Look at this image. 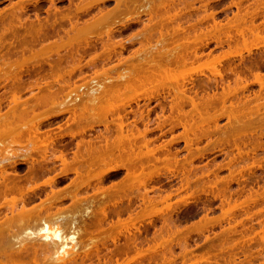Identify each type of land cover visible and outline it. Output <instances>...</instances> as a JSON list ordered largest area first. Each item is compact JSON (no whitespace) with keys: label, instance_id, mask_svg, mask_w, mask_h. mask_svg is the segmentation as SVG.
<instances>
[{"label":"bare ground","instance_id":"bare-ground-1","mask_svg":"<svg viewBox=\"0 0 264 264\" xmlns=\"http://www.w3.org/2000/svg\"><path fill=\"white\" fill-rule=\"evenodd\" d=\"M2 1H5V0H2ZM2 1L0 0V3ZM12 1H11L12 6H10V2L8 1L10 7H8V6L7 7L5 6L6 8L0 7V139H1V137H3V139L6 140V141L3 140L4 142L0 141V144H2V145H4V143L6 144L4 146L1 145L4 148L0 147V169H3L4 172H2L3 170H1V172L5 174V175L4 174L1 175V172H0V175H1V178H0V264H141V263H138L140 260L139 259L140 257L137 258V255L142 256L143 254L148 253L147 250H149V249L150 250L152 249L153 252L156 250L154 253L152 251H150V252L153 253L154 256H156V257L158 256V255H155V253L157 254L158 251H157L156 247L154 248V246L152 247L150 245L151 248H149L147 250L143 249L141 251H140V247H139L140 245H142V240L139 241L140 236H141L142 231H143L142 229L144 228L145 231H148L149 227H151V226L154 229L157 228L155 226L156 219H154V217H156V216L150 215L148 212H152V211H154L153 209H157L156 207H158V203H161V205H159V207H158V210L160 211V210H163L165 208L164 209L165 211H160V212L164 213V212H166V210H168V213L167 214L164 213L165 214L164 216H163V213H161L162 215L159 218H161V221H163V223L161 222L163 224V225H161L162 231L157 233V235H160V233H162L164 231H167L166 233L164 232L167 237L171 236V235L174 236V235L180 233V231H181V230H179L180 225H181V223L179 224V221H181L180 220L181 219L180 213L184 214L187 211V207L189 206L190 202H192L190 199H193V197H194L192 192L194 193V191H196L195 188L197 189L200 185L203 186L205 184H209L208 187H210V186L211 187H210V189L208 188V191L211 190L210 192L211 193L213 192L214 196L213 195L212 196L214 197V199H220V201H221L220 204H222V205H220L221 209H224L226 207V206L223 207L224 205H227V207L231 206L230 207L231 209L229 207H228L229 209H225V211L226 210L227 211L226 212L224 211L225 212L224 214L228 215V214H230V211H231V214H233L232 211L234 209L238 208V206L237 207L234 206L233 202H235V200L234 201L232 200L233 199V192L231 190L232 183L236 182L238 184H245V182L244 183L240 182V179H238L240 177H238V175L241 176V178H242L245 175L244 173L250 172V173L254 174L255 173L254 170L256 168H263L264 169V166L262 165V162L264 161V157L263 158L259 157V156H258L259 158L257 157L258 150H264V142L262 141V137L264 136V120L260 119L262 116H263L262 118H264V114L261 117L258 114H256L258 116L255 118L260 117L257 120H259V122L261 124L260 123L256 124V126H254V124H252V126L250 127L252 130L251 131L249 130L248 134L250 133L249 135H251V136H249V137H251V139L253 137L254 139H253V141L249 139L250 142L251 141L252 142L250 144H248L249 142L246 143V139L249 138V137L247 138V136H248L247 131L248 130L245 128L244 124L238 120L240 114L238 116L236 114H238L239 112L238 113L235 111L232 112L233 109H236V111H240L243 113L245 111V107H247L248 105H252L253 106L252 108L250 107L247 109H250V110L254 109L255 110L254 113H259V112L263 113L264 108L262 107V105H264V99H263L264 98V96H263L264 73H262L261 69L264 68V35H261V33H262V31L264 32V0H254V1L253 0H230L228 2L229 4L228 5L226 4L224 9L222 8L221 11H219V12L217 11V9H216V11L215 10L212 11L211 9L213 7L219 6L224 0H185V2L186 1L189 2L188 4L190 5L191 9H193V10L194 9L196 10L197 8L198 9L196 11H198V10L200 11V8H202L201 12H208V10H211L210 12L206 13L204 15V17L199 16V14L201 12L200 13L198 12L199 14L196 13L200 18L197 15L195 17H193V16L191 17V15L189 17L187 16L188 19H186V20L184 19L185 23H187V20H188V25L186 24V26H182V24H181V23H183L182 21H181V23L180 22L177 23V20H176L181 16V14L183 15V17L185 15V14H183L184 12L181 10H184L182 7L187 8L188 5L184 6L185 2L183 0H169V1L165 0L166 2H164L163 0H157L159 2L157 3L155 1L156 5L155 4L154 5L162 12L160 14V18H159L160 20L157 18L159 20L158 23H161L160 26L161 25L162 26L161 27L159 26L160 27L159 28L158 27L159 24L156 23V25H157L156 28L153 27L154 25L152 26L155 30H153V28H151V25L155 24L154 23L155 21H153V20H157L156 15L158 14V10H157V8L154 9L153 7H155V6L152 7V5H151V8L155 10V11L153 10L154 12L152 11L153 15L155 16L154 17L155 19L151 18L152 17V14L150 13L151 10H149V9L147 10V8L150 7V4H148V2L150 1L149 3H151V2H153V0H147L148 2L146 0H143L144 3H147V6H145L146 8H142V5H138L140 3H137L136 0H68V6L64 5V7L62 6L63 8H59L57 6V4L59 2L64 1V0H18L19 2L18 1L12 2ZM46 1L48 4L50 3V6L48 5L49 8L44 10V11H46L45 15H41L42 9H43L42 4ZM110 1H114L115 6L112 5L113 7L108 8V7H106V4H107V2H110ZM143 1H141V2L143 3ZM138 2H140V1H138ZM187 2H186V4H187ZM196 2H198L200 6L197 5V7H196V5H195ZM144 3H143V6H144ZM181 5H182V7H181ZM201 5L204 7V9ZM104 6L106 8H104ZM180 8H181V10H180ZM233 8H236V10H237L235 13L233 11ZM93 9H97V10L95 13H92L90 16L89 14L91 13V11ZM145 9H146V11H150L149 13L151 14V15H148L149 17H147V16H145V15H147V12H145L146 13L144 15L145 18L147 17L148 21H149V19H152L150 22H153V23L148 24L150 22L146 21V23H147L146 25H148V26L144 25V27L149 28V29L151 28L152 29L151 32L152 31L153 32L158 31L157 28L158 29L165 28L168 25V23L165 22L163 24L164 21L168 20V22L171 21V23H172V21L173 22L176 21L175 22L176 26L174 24L175 27L170 24L171 25L170 29L173 31L172 33L170 32L171 34H169L167 31H165V30L163 31L161 29L160 31H163V32L158 31L155 34L156 36L155 35L152 36V38H154V36H155L157 38V41L159 38H161L159 41H162V42L158 41V44L156 43L157 42L156 39L155 38L153 39L156 41V42L155 41L154 42H155V44L158 45V46H156V47H158V49L162 47L161 50H157L156 47L154 48L155 45L154 46L152 45V44H154V42L151 44L150 43L151 41L148 40L149 36L147 37L148 39L146 38L147 39L146 42L138 41V39L140 40V36L144 37V35H145L144 33L146 32V30L142 29L141 27H140L141 30L139 27L137 28L140 31H137V29H136V30L132 31L133 34H130L131 33L130 32L129 35H131V36L129 37V39L123 38L122 36H120L119 39L121 42L123 41V39H125L124 42L125 41L126 42H128V41L133 42L134 38H137L138 42H136V43H140V44L145 43V45L142 44V46H140V44L136 45L137 50H138L139 46L142 48H143V46L147 48L148 44L146 45V43L151 44L153 46V48L155 49V52L157 50L158 52L160 51L163 53V54L158 53V54H160L159 57L161 58L160 60L158 58V60L161 61L160 64L159 63L156 64V61H158L157 58H155L156 53H155V55H153V56H155L154 58L150 55L151 53H153V51L152 52L149 51L152 48V46L150 48L149 45H148L149 49L146 50V54H149L151 56L150 57L151 59L153 58L152 59L153 61L149 60V62L152 61L153 64L151 62H150L151 63L150 64L148 62V59L147 60L145 59V57L149 58V56L144 55V53H145L144 49L145 48L143 50H138L140 52H142V51L144 52L143 54L141 53L143 55V56H141L140 54H138L139 52L136 50V46H135L134 51H133V49H132V51L131 50L130 51L132 52V55L135 54V51H136V54H138V55L135 57V55H136L135 54V55H133L134 57L132 58L131 52H129L130 55L128 53V56L129 57L131 56L130 57L131 59L127 56V54H126L127 58L124 59L125 54L123 55V52H124V50H126V45L124 43L122 44L119 41H115V40H119V39L115 38V36H113L114 38L111 39L110 34H112L114 31H116V30L112 31V29H114L112 27H108V30L112 28L111 30H109L110 33L106 32L107 33L106 35L108 36L107 37L108 39L106 38L107 40H105L103 37L105 34H103V36L100 35L105 41L101 37L100 38L102 39V41L99 40L98 37H95V39L90 38L91 35L94 36V34H97L96 32L95 33L93 32L94 33L93 34L91 32L92 29L94 30L95 28H98V26H102V24L105 27L107 24L104 25V23H107L108 19L111 20L110 17L115 16L116 14H118V15L122 14V19L120 18L121 16L119 17L121 20L118 18V20H120L119 21L120 23L118 22V25L121 26L122 29H129L130 27H132L133 24L140 21V20H136V19H139V16L144 13ZM170 9H172V10H170ZM191 9L187 8V11L188 10L190 11ZM30 11L32 13H30ZM128 11H129V13H130V11H134L135 13H132V14H135L137 16V18L131 19L132 14L127 13ZM156 11H157V13L155 14ZM160 11H159V13H160ZM230 12H233L232 17H228V14ZM124 13L129 14L130 18L127 16V14L125 15ZM187 13H189V12H187ZM217 13H224L225 15H224L223 19L226 21L225 22H223L224 20L221 21L222 18H220V21H217L216 20ZM194 14H195V12H194ZM32 15L34 16L33 18L31 17ZM81 15H89V17L87 19L83 18L84 20L80 22V20L78 21V18ZM135 15H134V17H136ZM70 16H72V17L78 16V18H76L77 21L75 20L76 22H73L74 18L71 20L72 17H70ZM123 16L127 17V19L129 18L130 21L124 22L125 17L123 18ZM157 16L159 17V14ZM260 16H263L262 20H261ZM115 17L117 18V16H115ZM222 17H223V15H222ZM258 17H260L259 22L260 21L261 22L257 24L256 20ZM161 18H162V20H161ZM189 18L194 19V22L189 20ZM204 19H206V20L212 19L211 22L210 21L208 22V24L209 23L210 24L213 23V24L206 25L203 22ZM113 20H116L115 24H117V19L113 18ZM113 20H111L112 23L108 24V25H110V26L114 25L115 26V24H113ZM66 21H68L67 24H69V22L71 23V24H69L68 29L71 25L72 29H70V30H72V32L74 31L72 34H71L70 30H66L67 25H66V27L63 28V23H65ZM161 21H163V22H161ZM178 21H179V19H178ZM202 22L205 24V26H210V28H207V27L205 28V26H204L205 29L203 31V28H202L203 26L200 25L202 29H199L200 31H197L198 27H199L198 23L202 24ZM143 24H142V27H143ZM165 24H167V25H165ZM168 27H169V25H168ZM173 27H174V30H173ZM106 28H107V26L104 28L105 30L103 28L102 29L104 31H108V30H106ZM89 30L92 33L91 35H90V32L89 33L87 32ZM166 30H169V28H166ZM96 31H98V34L95 36H99L100 33H103V31H101V30H100L101 32H99V30H96ZM147 31H149V30L147 29ZM61 32H63V33H61ZM164 32H166L168 35H170L171 38H174V40L177 37L175 42L177 41L178 44L177 43L175 45L171 44V43H173L171 40H169L171 38H169L168 35L166 36V34ZM85 33H88V35L86 34V36H85L84 35ZM134 33L137 35V37H135ZM137 33H139V35L141 33H143L144 35L141 34L139 36ZM146 33H148V32H146ZM132 35L134 36V38L132 37ZM150 35H152V34H150ZM160 35H161V37H159ZM165 36H166V38H165ZM51 37H53V38H51ZM165 39H168L171 42V43L170 42L169 43L173 46H171V47L169 45H166L165 47L161 46L160 44H162V45L168 44V43H166L167 40H165ZM251 39H253V41ZM248 40L250 41V43L251 42L254 43V46L252 45L250 47L251 49L250 48L249 49L242 48V50L243 49L246 50L247 55H245L246 53L244 54L242 50H239L237 52V50L239 49L238 46L240 47L242 45V44L241 45L239 44L240 41H242L243 44H245L243 46L245 48H247L248 47V44H247ZM107 41H108V43H106ZM142 41H144V40L142 39ZM163 41H165V43H163ZM249 41H248V43H249ZM98 44H100V46L102 47V48L99 47L100 51L97 50ZM212 44H214L215 47L212 48L211 47ZM237 44H238V46H237ZM159 45L161 47H159ZM234 46H237L238 49L236 50V47L234 48ZM243 46H241V47H243ZM167 47L171 48V50L173 48L172 52H170L171 51L170 49H169L170 51L165 52L167 54H169V52L171 53V54H169L170 55L169 57H167L168 55L164 53V51L167 49ZM174 47H175V49H174ZM226 47H228L230 50L227 48L228 51H226L227 50L226 49L225 50L226 52L224 53V51H222V50H224ZM92 50H95V51L93 52ZM174 50L176 52H174ZM216 51H220V53H222V55L217 53L219 55L214 57L213 54H215L214 52H216ZM173 52L175 54H173ZM90 53H91L90 58H89V56L87 58V55ZM139 55L142 58L144 57V59L142 61L146 65L148 63V64L154 66V68L152 67L150 72L154 73V76H158L156 78L154 77L155 82H153V83L151 82V80L153 78H149V77H151V73L149 72L150 75H148V72H147V71H149V69L151 67H148L149 65H147V66L145 65V68H143L141 66V64L143 65V62L140 61L141 57H139L140 60H138L140 62L135 61L136 60L135 58H137ZM163 55L164 56L166 55V58L164 60L165 61L164 65H166L168 67H166V66L164 67V65L162 64L163 63L162 60L164 58ZM122 56H124V57L122 58ZM114 58H116V60L118 59L120 64L116 61V63H118V64L114 63L115 65H113V64L108 65L111 62H114L113 61ZM204 58H206V59L208 58V60L205 62L202 61V63L198 61V60L204 59ZM210 58H212L210 60L212 69L210 68L211 69V70H209L210 72L208 73V75H206V73H204L203 69H201L199 66L204 65L205 63L207 65H209L207 62L209 61ZM128 59H130L129 60L130 62L128 61ZM132 59L134 61L131 62ZM126 60L128 61V64L132 63L131 66L133 68L137 67L136 71L140 68V73L143 70V73L145 74V72H146V75H142L143 74L142 73V74H140V77H139L137 75L136 71L134 73L132 72L135 70V69H131L132 67L128 68L129 70L126 71L124 69L127 66L125 64ZM195 61H196V63L198 62L196 64L198 67H195V65L193 64ZM236 61H238V62L236 63ZM134 62H136V63L134 64ZM121 63L122 64L124 63L126 65L123 68L126 71V72L123 71L125 73V75L123 74L124 76L122 75V72L120 71V70H122V68H121L122 64ZM137 63H139V64H137ZM189 63L193 64L194 66L190 65ZM136 64H137V66H136ZM170 64H175V66H178V67L180 66L179 71H178V69L176 71H173L178 67H176V68L174 67L175 69L172 68L171 72L172 73L175 72L176 73V74L174 73L175 76H173L174 74H172L170 72L171 67H173V66H170ZM187 64H189L190 67H192L190 70L188 68L189 65H187ZM118 65L120 66V70L118 71V73H113L114 70L115 71L118 70V69H116V67ZM133 65H135V66H133ZM185 65H186V68H188V69L185 68L186 71H184ZM207 65H205V68ZM218 65L220 68L217 67ZM169 66H170V69H169ZM181 66H183V70H182ZM66 67H67V69H66ZM68 67H70V68H68ZM141 68H142V70H141ZM155 68L156 69L160 68L161 72H159L160 71L159 69H157L158 71L154 70ZM180 68L182 71H184L181 75H179L181 73ZM85 69L93 70V73H92V71H91L92 74L90 73L92 76L88 75L89 73H86L84 71ZM145 69H147V70H145ZM112 70H113V72H112ZM130 70H132L131 72L133 74H131ZM144 70H145V72H144ZM152 70H154V71H152ZM109 71H111V73L113 74V75L111 74L113 80L115 78H118V76H119V79L118 80L115 79L114 82L115 81H119V83L124 82V83H122V84H124L122 87H121L122 84L119 85L118 83H117L118 85L116 84L117 87L114 86L115 84L112 85L113 86L112 88L109 87V86H111V85H108L109 82H110V84H112V82H111L112 79H111V81H109L110 80L109 78H111L110 74L108 73ZM59 72H61V75L59 74ZM119 72H121V73H119ZM169 72L171 73L173 80L170 79L171 75L168 74ZM56 73L58 75H56ZM160 73H164V76H163V74L161 76ZM54 74L56 75V77L58 79H59L58 76H61V78L63 77L62 78L63 81L66 80L67 77L69 79H72L76 75V78H74L75 80H72L71 82L77 81L76 79H82L85 77V79L83 81L85 85L83 86L82 82H81L82 84L80 82H77L76 84H75V82H73L74 84L71 86V90L67 88V90H66L67 92L64 91V88H62V91L58 90V89H61L62 86L60 88L57 87L58 89H56L55 87L53 89L49 88L48 87L49 86L48 84L50 81L49 79H52L53 77H55V76H53ZM114 74H116V75H114ZM134 74H136L137 76H135ZM165 74L168 77L167 80L170 79L168 81H170L169 83H171V85L169 83H168V85L165 84V81H167V80H165V78H166ZM209 74L211 76H209ZM101 75H103L104 79L102 77L99 79V76H101ZM104 75L106 76V78H107V75L109 76L107 78L108 80L105 78ZM121 75L123 76V79L129 78V75H130V77H133V75H134V77H135V78L133 77L134 79H136V77H137L136 81H138V82H134V83H137V85L139 84L140 81L143 83V86H142V84L139 85L140 91L137 88L138 86L134 87V86H136V85H133L134 79H133V81H131L133 84L130 83V84H132V85H130V84H128L129 82H127L129 79L126 81H122L123 79H122ZM177 75H179V76H177ZM195 75H197V77L199 75L200 77L199 78L196 77L197 78L196 79ZM201 75H204L206 78H201L202 77ZM248 75L253 76V80ZM64 76L66 78H64ZM86 76H87V78H86ZM113 76H117V77L113 78ZM143 76L146 78H144ZM120 77L122 79L121 82H120ZM141 77H143L144 80H140ZM161 77H162V79H159ZM163 77H164V79H163ZM230 77L231 78L233 77V81L229 80ZM138 78H140V79H138ZM148 78L151 80L149 81ZM181 78L184 80V82L187 80L188 82L186 84L190 83L191 86L189 85L190 87H187L186 84L184 85L183 82H180V81H183ZM55 79L53 78V80H55ZM58 79L55 80V81L60 83L58 85L59 86L63 85L64 82H60L61 79H60V81H58ZM87 79L89 82L91 81L93 83L92 86L94 85L93 86V87H95L94 89L91 86V84L87 81ZM95 79H96V82H98V83H96L97 88H96V85L94 84ZM97 79L100 81L103 79V81L100 83L99 81H97ZM105 79L108 81V82L106 81L107 85H102V86L99 85V83L105 84L106 83V82H104ZM146 79L151 84L148 83L147 81H145ZM82 80H80V81H82ZM154 80H152V81H154ZM158 80L164 81V84H163V82L160 84L159 82H157ZM197 80H198V83L196 84L195 81H197ZM40 81H45L44 84L46 86L45 85L42 86V84H41L42 82L39 83ZM55 81H53L54 84L57 83ZM173 81L174 82L176 81L175 82L176 84L172 85ZM51 82H52V80H51ZM71 82H69V83L71 84ZM178 82L180 85L177 84ZM28 83H30L29 85L31 88L29 86H26V85H28ZM69 83L67 81L66 87H67V85H69ZM78 83H80V85ZM147 83L149 84V86L151 85L152 90H148L149 86ZM154 83L157 85H154ZM252 83L258 84V86H259V89L257 90L258 92L253 91V93H254L253 97L251 96L253 93H251V95L246 94V96L243 94L244 96L241 95V96H243V98H242L239 95V94H241L240 92L245 93V91L249 90V87L251 86ZM54 84L51 83V85H54ZM88 84H90V86L92 87V93H91V89H90L91 87H89V86L87 87ZM126 84H128L127 87H126ZM76 85H78V86H76ZM98 85H99V87H98ZM129 85L133 86L134 88L132 87V89H131V87H128ZM55 86H57V84ZM63 86L65 87V85H63ZM75 86L80 91H82L83 89L86 88V90L89 91V94H92L93 98L87 93V91H82V93L86 92L88 94V96L86 95L87 98L90 96V100L87 98L86 99L90 101L91 105H88L89 101L87 102V100L83 96V98L86 101L84 99L83 100L86 103L84 101H82L83 105L81 104L82 105V108H81L80 105H78L81 101V97H79L78 95L81 96V94H78L76 96H74L75 95L74 94L73 96L75 98L71 97V94H72L71 92L74 91ZM118 86H120V87L118 88ZM140 86L144 87V89H146L147 87L148 88L146 90H143ZM26 87L27 88L29 87L31 90L27 89ZM44 87L46 88V90H49L48 94L40 91L41 89H45ZM114 87L116 89L113 90ZM196 87L199 90L200 89L203 90L201 92V96H200V94L198 95L199 90H196ZM219 87L222 88V91L220 93L215 91ZM76 88H75V91L77 90ZM103 88H105V90L107 89V91L105 92V90ZM108 88H110L111 90H109ZM123 88H127V91L128 92L130 91V94L128 95L129 97L127 98V101L125 100L126 102H124V100H121V102H123V103H121V102H119L120 100H118V99L119 98L122 99L121 97H123L124 95L127 96V94H128L125 92L126 89L124 91ZM166 88L169 89V90L167 89L166 92L168 93L169 96H171L170 99L167 97L166 93L165 94L163 93V92H165L163 90ZM25 89L31 92L30 95H29L30 92L29 93L27 92L28 93L27 96L25 95L26 98H25V96L24 97L21 96V93H25L24 92V91H26ZM54 89H56L58 92L59 91L63 92V93L65 92V94L66 93L67 94L63 98L62 97L63 93L61 94L62 95L61 96L59 94L60 92L58 93ZM135 89H137L138 91H136ZM149 89H151V88H149ZM170 89H172V92L174 91V93H175L174 95L172 93H170L171 92ZM50 90H52V91H50ZM160 90L162 91L163 95H165V96L161 95ZM187 90L189 92L190 91L194 92L195 94L193 95L191 93L193 96L186 94ZM36 91L41 92L40 94L43 93L46 95H41L40 97H36L37 93H38ZM54 91H56V93L59 94V95L58 94L57 95L60 96L61 100L56 98V93H53ZM109 91H112V92H110L111 96H113L112 94H114V93L115 94L119 93L118 94L119 98L118 99L116 98L117 100H115V97H117V94H116V96L114 94V97H110ZM121 91L123 92V94L124 93H126V94L122 95ZM132 91H136V93L140 92L141 94H139V95L140 96L142 95L141 98H143V94H145V92L147 91L145 94V98H147L148 101L151 100L152 98L157 99V101H158L157 106L160 107V111H159L160 113L158 112L159 114L157 115V112H156L155 114L157 115V119L160 121H157L156 119H154L155 122L157 121L156 122L157 124L155 123V126H153V127L151 126V124L154 123L152 121L153 119L149 120L150 113L155 109V108H151V106L149 107V104H148L149 102L148 103L142 102L145 105V107H142L144 109H141V107L137 103H135V104H137V106L139 108L136 107V109L135 108L133 109L132 108L133 106H132V107H130L131 110L128 109L129 110L128 111L126 109L127 106H131V102H135L136 100H139L138 98H140V96L138 94H136L135 92H134V94L136 96L138 95L139 97L137 96V98H135L136 96L134 94L133 95L135 97L132 95L134 98L132 96H130L131 93H133ZM148 91H150L151 93H149ZM210 91H212V92L210 93ZM249 91H251V90H249ZM98 92H101V94ZM154 92L157 95L154 94ZM86 93H84V94H86ZM105 93L106 94L109 93L108 94L109 97L111 99L113 98L112 100L110 99L113 103L108 99L109 98L108 95H107L108 98H106V99H108L109 102H107L106 99H104L105 97L104 98L102 96H101L102 98L99 97V95H104ZM183 93L185 94V96ZM203 93H205V94H203ZM40 94L38 93V95H40ZM53 94H54V96H53ZM159 94L162 96L164 101L168 102V100H169L170 103H172L170 106L168 104L169 114L166 112V114H168V116L165 114V111H166L165 105H163L162 102L159 101V100H161L160 98L158 100V97H160V96H158ZM9 95H10V97H9ZM93 95H96V97ZM180 95L181 96L183 95L186 99L184 97L182 98ZM29 96L31 97L30 98L31 100H32V98H34L35 102H33V104L28 102L30 100V99L28 100ZM172 96H174V98ZM232 96L234 98L236 97V100L231 101V100H233ZM21 97H23L24 99H22ZM97 97H99L101 99H99ZM91 98H92L93 103H91ZM124 98H126V97H123V99ZM167 98H168V100H166ZM171 98H173L174 100H172ZM199 98H200V101L198 100ZM25 99H27V100H25ZM102 99H103V101L105 100L104 104H105V102H107L106 105L103 104ZM34 100H32V101H34ZM96 100L97 101L99 100L100 102H98V106L96 105L98 107V110H97L98 112L96 111L94 113V111L96 110L94 108V106H95L94 102L96 104L97 103ZM228 100L231 101V104L229 102L230 108H231L229 110H228L229 104H226V102ZM115 101H117V103ZM48 102L50 103L49 105L46 104ZM144 102H146V101H144ZM186 102H189L188 106L190 108H192V109L189 108V110H192L193 112L189 111L188 108H186V111L187 110L188 111L185 112V110L183 108H184V106H187L188 103H186ZM99 103H102L103 107L105 108V109L103 108V110H105V112L103 111L104 117L105 116L107 117V114H108L112 118L111 114H113L114 112H116V114H117V115L115 113L113 114V117L115 116L116 118H114V119L112 118L113 121L111 124V125H113V123H114V125L116 124L115 127L113 125L114 128L112 127L113 129H111V130H115L117 133L115 131H114V133H110L109 128L111 126L108 122L111 123V121H108L106 123L105 127L103 126L104 128L107 129L106 130L107 132L109 130V133L111 135L114 134L113 135L114 138L116 137L115 140H113L112 139L113 136L111 137V135L109 134L110 138L112 139V141H111V139H109V137L107 138L108 134L106 136L103 133L105 135L104 136L101 134L102 130H100L99 131L100 134L99 135L96 134V136H95L96 140L98 138L97 135L98 136L101 135V136L105 137V140L108 139L111 142L108 140L105 141L104 139L101 138L102 140H104V142H103L99 137L98 140L96 141V144H98L97 143L98 141L103 142V144L100 143V144L96 145L95 141H94L95 139L92 140V138L90 137L91 141H94L93 145H96V146L92 147L93 145L91 144L92 142L90 141V138L85 141V140H83V139H85V138H83L84 136L80 137L78 139L80 141H78V140L77 141L81 142L82 145H83V143L85 145L87 144L86 145L87 147L85 146L83 148V149H85V148L86 149L85 150L82 149V151H86V153H88L87 154L88 157L91 156L90 151L92 150V155H93L92 157L93 158L89 157L90 162L92 161V163L88 162L86 164L81 165L82 162H84V163L86 162L83 160L84 159L87 160V156H86V158L83 159L84 155L82 156V154H84L85 152L78 151L79 150L78 147H80V149H81V146H80L81 143H77V141H76L75 147L78 146V147H76V148H78V150L77 149H76V151L71 150V152L73 151V153L70 154V155H72V157L69 155L71 157V159L69 158L70 160H68L69 156H67V155L70 151L68 152V150H66V147L64 146V144L67 141L64 144L61 142L59 146L57 145V138L60 136L62 138L64 135L63 132H62L63 135L62 134L60 135V133H58V135H60V136H53L52 134H50V132L52 133L53 129H56V128L51 126V128L48 127L49 129L45 128L46 130L45 129L42 130L41 129L42 125L44 123L47 125H50L51 119L58 116V115L69 114L68 116L72 117V119H73L72 123L70 122L71 124H73L77 120L79 121L80 118H81L80 121H82V122L85 119L86 123L83 122L85 124L84 125V124H81V122L79 121L80 128L79 127L78 128L81 131L76 127L77 130L75 129L73 131V129H72L73 132L72 131L70 132V128H67V126H69L68 125L69 122L65 121V124H67V125H65V127L67 128V130L69 129L67 134L70 132L69 136L74 137L76 134H79V133H77L78 130L82 134V131L86 130L85 126H88L87 128L94 126V124H92V122H94V120H96L97 117L100 118V119L98 118L97 120H101V121H103L105 119H109L108 117L107 118L105 117L104 119H102L103 115L102 116L98 115V113L102 112L101 111L102 105L99 106ZM138 103H139V101H138ZM218 103L222 104L221 105V111L218 114H215V112L219 111V109L216 106ZM44 104L47 105L46 106L47 109H51L54 107H58L59 109H57L56 111L54 110L53 112H52V110H53L52 109V110H50L51 113H48V114L46 113L47 115H44L43 117H41L40 114L41 113L43 114L44 111L46 110V107L44 106ZM84 104H86V106ZM107 104L110 105L108 108L106 107V106H108ZM154 104H156V103H154ZM253 104H255V105H253ZM226 105H228V107ZM40 106L41 107L44 106L45 110L43 111V109H42L43 112L40 111L41 109L39 110L38 107H40ZM78 106L80 109H78ZM83 106L85 109L89 108V107L87 108V106H91V108H89L91 111L93 109H95L92 111V113L88 112L89 109L86 110L89 114L87 117L90 116L92 122L91 121L88 122L87 117H82V115H84V113L78 114L79 112H76L78 110L79 111L81 110L80 111V113H81L83 111L82 109H84ZM152 106H154V105H152ZM254 106L256 108H254ZM212 108H213V111L215 109L214 114L210 113V111H209ZM261 108H262V110H261ZM36 109L39 111V113H38V111H36ZM216 109H218V110L216 111ZM35 112L38 113V117H41V118L37 119L36 118L37 114ZM83 112H85V111H83ZM106 112H107V114H105ZM121 112H125V114L124 113L121 114ZM129 113H132L134 115V118L130 119V120L133 119V121H129V116H128ZM254 113L249 114V116L251 118H253ZM95 114H97L98 116ZM93 115H95L96 117ZM76 116H78V117L81 116V117L76 120ZM145 116H146V119H145ZM221 116H226V118H228L229 121L230 120L232 121L234 119V121L237 120L238 122L235 121V122H237V123H235V122L230 121V123H231L230 124L228 121L227 125L224 127V133H222V131H223L222 126L217 124L218 119L222 118ZM249 116H247V118H249ZM186 117H188V120L184 121L185 119H187ZM30 118H33L34 122H32L33 120ZM153 118H156V116L154 115ZM116 119H117V122H116ZM195 119L197 120L198 123L196 122ZM198 119L199 120L201 119V122H199ZM244 119L247 120L246 118H244ZM35 120H37V121H35ZM68 120H71V118H69ZM29 121L32 123H30ZM96 121H95L96 125L101 124L100 121H98V122H96ZM138 121H141L144 124V127L142 128V130H140L139 129L140 127L138 128V126L136 125V123ZM212 121L216 123V124H214V123L210 124V126H216L214 128V130L212 129L213 127L209 126V123ZM239 122L242 123L241 125L244 126L246 131H241V133H240V131L237 130ZM243 122H245V121H243ZM256 122L257 121H254V123H256ZM27 123L28 124L30 123V124L28 125ZM61 123H63V122H61ZM61 123H60V125H61ZM77 123L75 122V126L78 125ZM89 123H91V124L89 125ZM103 123L105 124L104 121H103ZM103 123H102V125H103ZM205 123L208 124V127L210 129L207 126H205V127H203V129L207 127L206 128L207 130L204 129L205 130L204 131L202 129V126L206 125ZM232 123H234V124H232ZM107 124H109V125H107ZM168 124L169 125L172 124V125L169 126ZM198 124H200V125H198ZM58 125L59 124L57 123L56 126L58 127ZM167 125L169 128L166 127ZM233 125L234 126L237 125L236 128L233 127ZM61 126H60V128H61L60 130L57 129L59 131L54 130L55 135H56V132H60L62 130L64 124ZM82 126L84 128L83 130L81 128ZM128 126L129 127L131 126V128H129ZM219 126H221V127H219ZM227 126L229 127V130L231 129V126H232V128H235V130H237V132L238 131L239 132L238 133L236 132L237 134H235L234 129L233 130L231 129L232 130V131L230 130L231 132L230 131L227 132V129H226ZM165 127L168 128L167 129L168 131H164ZM178 127H183L182 129H184V131L183 132L181 131V134L178 132L177 136H175L176 135L175 134L174 138L171 139V141L169 140V138H167V140H169V141L168 142L166 141V143H164L163 141H165L166 139L162 138L163 140L161 139L160 142H163V143L159 142V145H157L155 143L159 139L160 136H163L166 134V132H169L170 128L174 130ZM256 127H259L260 132H258ZM115 128L119 131H117ZM134 128H136L135 130H137L136 134L132 132V131L135 132ZM219 128L220 129L222 128L221 131L219 130L221 132L219 134H222L223 137H221V135H219V134H218L219 137H217V138H214L215 137L214 136L213 137L214 140H217V142H218V143H216V141H214L212 138H210V135H212L211 132H213V133H215V131L218 132V130H215V129H219ZM244 128H241V130H245ZM89 129H92V127ZM98 129H99V127H98ZM129 130H130V132H128ZM156 130H159L161 132V133L159 132L160 135L158 134L159 136L154 135L156 137H149V135ZM26 131H28V133H30L32 131L33 132V133L31 132L32 136H30V134H29V137L27 135H25L26 138H24L23 134ZM103 131H104V129H103ZM196 131H198L200 133H197ZM64 132H65V129H64ZM118 132H120V133H118ZM124 132L129 133L130 135L124 134ZM225 132H227L228 135L231 133L233 136L234 135L235 136L232 138H229L227 135H225ZM34 133H35V138L33 136ZM37 134H40V135L43 134L45 137L42 135L43 138L41 137L42 138L41 140H44V141L39 140ZM67 134L65 133V135H67ZM36 135H37V137H36ZM87 135H90V134H87ZM171 135L169 137H171ZM236 135H238V136L236 137ZM254 135H256L257 137H255ZM5 137H8L7 139L10 138L9 140H11V143H8V144H11V145L15 144V145H17V148L11 146V149H10V145L7 148V145H8L7 141L8 142H10V141L7 140ZM31 137H33L32 139L35 141L38 139L36 141V143L34 141V143L32 144L33 140L31 139ZM176 137H178V138H176ZM204 137H208V139L210 138L209 141H208V139H207V141L204 139L205 140L204 145L206 147L202 144H201L202 146H198V143H200V141L202 142V138H204ZM28 138L31 140V143L29 142L30 140L29 141L27 140ZM22 139H23V142L27 140V143H29V144L26 143L27 146L25 144H21ZM137 140H139V141L141 140L142 144L140 142L139 143L140 145L138 146L136 143ZM211 140L214 141V145H212V146L209 145L212 142ZM114 141H118V142L115 143ZM180 141L184 142L185 145H183V146H184L185 151H187L186 154L182 153V155H184V156L188 155V157L186 156L185 158H183V156H182V159H181V156H179L180 158H178V154H179V151H181L183 148L181 150H178L176 148L177 150H175V152L174 151L172 152L173 145L179 143ZM37 142H40V144H42V145L38 144ZM88 142H91V143H89V146H88ZM113 142L116 145H114ZM107 144L109 146H111V144H112L111 148ZM152 144H154V145L152 146ZM217 144H220V145L217 146ZM39 145L42 146L41 147L42 149L39 147ZM46 145H48V146H46ZM55 145L58 147L56 148ZM101 145H106L105 147H108L110 150H108V148H104V146H101ZM124 145H125V147H124ZM207 145H209L210 147L208 146L209 147L208 148ZM231 145H232L231 148L233 150L237 151V156H235L236 154L233 155L231 152L232 157L230 158V156H227V155H229L228 153H230V150L228 152V150H225L224 148L227 149ZM20 146H22V147H20ZM29 146H31V147H29ZM43 146H45V147H43ZM100 146L104 149L101 150ZM113 146H115V147L112 148ZM48 147H51V151H50L51 153H52V148H53V153H52L53 155H51L50 157L48 156V155H50V154H48L49 153ZM90 147L92 149H90ZM217 147L218 148L223 147V148L218 149ZM22 148L24 150H22ZM44 148L46 149V151L48 153H46ZM96 148H99V149H96ZM70 149H72V147ZM88 149L90 150L89 152H88ZM232 149H231V151H232ZM41 150H42V154H41ZM43 150L47 154V156H48V157L46 156L47 158L50 159L53 156L54 158H52V159L55 160L56 159L55 157H57V159L59 158V161L61 160L62 167H61V164L59 166L58 163H56L55 161L54 162L56 165H58L60 167L61 171H63L62 174H64L65 179L68 177L69 173L71 174V172H73V173L75 172L74 175L76 174V176H73V178H75V179H72V180L70 179L66 185L61 186V188L54 190L56 187L53 188V185L57 183L56 176H58V175L60 176V174H61V171L54 169L57 171H55V173H53V176L50 174L52 177H50V175H46V176H49L50 178L47 177V179H45V177H46L45 176L43 179V180H46V181H43L44 187L49 186V187H52L53 189L50 190V188H49V190L51 192L48 190L49 193L45 192L44 196L42 197L41 194L38 192V188H40L39 183H42V182L39 181V183H38V181H37L36 184L33 183L32 185L27 184L28 183L27 182L26 183L27 186H26V185H24V182H22V181H24V180L28 181L30 179L32 180L33 177L35 176L32 173L36 172L35 174L41 173L44 175L45 172H50L53 169V168L51 169L50 167L46 168L47 163L49 161L52 163L53 160H51V159L47 160V158L43 154V152H44ZM54 150L59 152V154L56 153V151L54 152ZM115 150H116V152H115ZM215 150H218L219 153H221V154H225V157H228L229 161L226 162V164H225L227 166L223 165L225 162H223L222 164L220 163L218 165L216 164L215 165L216 167L214 165L213 166L215 167V169H218V170H220L222 168L224 169V167H226L227 169L230 170L229 171L230 175H228V177L220 179V177H219L220 174H218V172H215L214 168L210 169L211 167L210 168L207 167V164L204 163L206 165V168H205V166L204 167L199 166L200 168L198 167L201 170L200 172H203V173L201 174L198 171L197 173L199 175L196 174L195 177H191L190 175L194 176L195 172L198 170L197 165L194 166L193 165L194 163H192V161L195 160V158L207 157V155H209V153L214 152ZM102 151H105L107 154L109 151L111 152L109 157L112 159V163L107 158L108 156L103 157L102 154L104 152L102 153ZM78 152H80V153L82 152V154H80ZM33 153H35V155L39 154V159L36 158V156H34ZM106 153L104 154L105 156L107 155ZM54 154H56V155H54ZM158 154H160L161 157H159ZM162 154H163V156H162ZM42 155H44V156H42ZM179 155H181V154H179ZM40 156H42V158H40ZM115 156L117 158L120 156L119 159L123 158L125 161H123V159H122V161H123L122 162L120 159L119 161L121 163H119ZM114 157L116 158V160ZM249 158L254 160V161L251 160L252 163L250 165H249V163H246V160L248 162ZM93 159H95V161H93ZM222 159H223V157H222ZM107 161H108V163H110V164L107 163V165H108L107 167H105V168L99 167L98 170L96 169L97 171L94 170V166L99 165V163L100 164L102 163L101 164V166H102L103 163H105ZM116 161H117V163H116ZM224 161H226V159ZM156 162L160 163V164L163 163V165L161 164V166L165 167L166 169L163 167L160 168V165H157ZM213 162L215 163V161H213ZM240 162H244L245 164L239 165ZM164 163H165V165H164ZM180 163H182V165ZM185 163H187V164L185 165ZM218 163H219V161H218ZM234 163H236V165L238 164L237 165L238 167L233 166V165H235ZM55 164L53 163L51 165H55ZM171 164H172V167H171ZM25 165H28L30 172H32V173L27 174V175H29L28 178H27V176H25V178H24V176L19 175L21 173L18 172L19 167L25 166ZM76 165H81V166L77 167ZM173 165L176 166L177 169L180 165H181L180 168H182V166H184V168H186L185 166H189V169L187 167L188 170L187 169L184 170V168H183V171H180L179 170L180 168L177 170L176 168H174ZM190 165H192L191 169H192V171H194L193 174L190 173V172H192V171H190L191 170ZM82 166H84L83 168H85L87 166L86 168L88 170L86 168L84 169V170H87V174H88V172L90 174H92V173L93 174L91 176L84 175L86 173H85V171H83L84 172L83 176H86L87 178L83 177L82 173H80L81 170H83V168H81ZM103 166H106V165H103ZM6 167L11 168L15 171V173H13V171H12L13 175L15 174L14 177H12V178H10L11 176L9 177V174H11V173H9L5 169ZM52 167H54V166H52ZM59 167H57V168H59ZM151 167H153V169ZM154 167H156V170H154L155 169ZM158 167L160 169L163 168L164 170L161 171ZM232 167H234V168L237 167V168H235L236 170H234V168H232ZM78 168H80L81 170ZM204 168H205V170H204ZM146 169H148V172ZM149 169H151L152 172H149L150 171ZM91 170H94L96 173L95 172L91 173L90 172ZM122 170L126 171V174L124 175V177L119 179V180L118 179L117 180H111L110 183L106 186L105 182L109 178H111L112 176L117 175ZM202 170H204V171H202ZM144 171L147 172L148 174L146 173L147 174L146 175ZM166 171H167V173H166ZM184 171L189 172L190 175H188L189 173L186 174V172H184ZM25 172H27V171H25ZM168 172H169V174H168ZM211 173H213L214 176H212ZM30 175H33V177ZM142 175L145 176L144 179L142 178L143 177ZM210 175L214 178V180L210 179ZM236 176H237V178H236ZM204 177L207 178V181L205 180L206 178L204 179ZM34 179H36V178H34ZM91 179L92 180L96 179L97 183L94 182V183H96L95 186H93L94 184L91 186V182H90ZM174 181H175V183H177L176 184L177 187H175L176 185L174 186V184H175V183H173ZM246 182L248 183V180ZM192 183H197L195 187L193 186L194 187L193 191L191 189ZM37 184H39V186ZM206 186H204V187H206ZM71 187H75V189H73V191H76V192L78 191V189H81V188H85L88 190V188L94 187V189L91 188V190H93V192L91 191L92 193H90V192L88 193V191H85V189H84L86 195L82 196V195H80L81 194L80 192H79L80 194H78V192L77 193L73 192L71 190ZM251 187H250V190L248 191L249 195L247 194V199L245 198V200H247V201L250 200V202L252 201V202H254V204L256 202H258V200H260V199H261V201H264V185L262 186L263 191H261V192H259L258 190H256V192H255L254 191L255 189L253 190V187L252 188ZM259 187H260V185H259ZM69 188H70L71 192H73V193H68L69 191L68 192L66 191L67 189L69 190ZM141 188H142V190H141ZM199 189L201 190V187H199ZM203 189H205V188H203ZM244 189H247V188H244ZM258 189L261 190V187ZM79 191H81V190H79ZM121 191H123V193H122L123 195L126 192L124 196L121 194L123 197H119L117 194V192L119 193ZM183 191L187 192L186 197L179 198V196L181 195V192H183ZM197 191H199V190H197ZM208 191L205 190V194H207ZM184 192L182 193L181 197L185 195ZM189 192L191 193V195L187 196V194ZM210 192L208 194H210ZM71 194H73V195H71ZM82 194H83V191H82ZM114 194H115V196H118L119 199L117 197H115V199L114 198L112 199L113 200L112 202H111L110 198H109L110 200L107 199V201H109V203H110V204L108 203L109 205L107 204V206H106L107 202H104L105 203L104 206L100 203V201H103V199L105 197L113 196ZM205 194H203V195H205ZM238 194H239V196H242L241 192H239ZM98 196H100V197H98ZM176 196L179 200L177 202H175L176 205L174 204L175 205L174 206L173 203L171 204V203H169V201H171V199L173 197L176 198ZM67 198L68 199L70 198V200H72L71 201L72 203L71 202H70V204L68 203L69 205L66 204L67 205V206L65 205L66 209H65V207L63 208L62 206H61L62 207L61 208L58 205L59 208L56 206L57 210L55 207V211H52V207H54L58 203L59 204L62 203ZM100 198H103V199L100 200ZM238 198L240 199V197H238ZM243 200L244 199L242 198V201ZM212 201L208 200V204H205V202H203L204 204L203 203L202 204L204 207H202V208L205 210L210 208L208 206L212 203ZM167 202L170 205H168ZM237 202H238L237 203V205H238L240 203V201H237ZM85 203H86V208L82 209V208H84ZM231 203L233 204V206ZM72 204H73V206H72V208H70V205H72ZM163 204L165 206L167 204V207L162 208ZM245 204H248V203H244L243 205H245ZM82 205H83V207H81ZM100 205H102V206H100ZM243 205L242 204L239 205L240 207L238 209H240ZM75 206H76V208H75ZM78 206H80L79 210H80V208L83 210V211L81 210L82 211L81 213L78 210ZM93 206L94 207L99 206L98 211H96L95 208L93 209L92 208ZM252 206H251V208H252ZM67 207L72 209L73 213H74L73 207H74V209H76V211H79V212L76 213V211H75V213H76L75 215L72 213V211L71 212L69 211V213H68L67 211L69 209ZM245 207H247V206H245ZM159 208H161V209H159ZM232 208H234V209H232ZM242 208H244V207H242ZM63 209H65V210L68 209V210L63 212L64 211ZM158 210H156L157 212L154 211L155 213H157L156 215L159 214ZM248 210H249V208H248ZM245 211H246V209H245ZM62 212L64 214H62ZM66 212L68 214L71 213L70 215H72V216H68V214ZM250 212H251V210L249 211V213ZM256 212H258V211H256ZM262 212H264V211H262ZM207 213H208V211H207ZM224 214H223V217H224ZM245 214H248V213H245ZM179 215H180V217H179ZM228 216H230V215H228ZM209 217H211V216H209ZM263 217H264V215H263ZM212 218H214V217H212ZM233 219L234 218H232V220ZM214 221H217V220H214ZM235 221H236V219H235ZM203 223H206V222H203ZM210 223H206V225H208ZM234 223L236 224L237 222H234ZM238 223L239 224L241 223L243 225V223L240 221ZM143 224H146L145 227H143ZM233 224H232V226H233ZM138 225H142V229ZM197 225L199 226V228H198V226H196L197 228L196 227L195 228L197 230H199L200 225L199 224H197ZM261 225H262V223H261ZM182 226H184V225H182ZM236 226H237V224H236ZM233 227H235V226H233ZM233 227L230 226L229 228L233 229ZM245 227H246V225H245ZM119 228H121V230ZM202 228H204V227H202ZM107 229H110V231H113V232H115L114 230L119 229V233H118V236L116 235L117 237L114 236L115 238H112L113 236L110 237V239L112 238L111 239L112 240L111 244L113 245L112 249H111V247L110 248L107 247V245H108L107 243H106L107 245L104 244L106 246V252H105L106 256L104 254L103 257L107 258L109 256L108 254H111L113 256L115 255V256L113 257L110 255L111 258L108 257L107 261H104L105 259H103V261H101L100 257H102V252L105 251V250L104 251H101V250H103L102 248H105V247H104L103 243H101L102 248L100 246H98L99 238H98V240H96V242L94 239H97V235H100V234L102 235L104 232H106ZM111 229H114V230H111ZM156 230H154V231L158 232V230L157 231ZM159 230H160V228H159ZM206 230H208V229H206ZM116 232H117V230H116ZM107 233H105V234L107 235ZM165 234H164V236H165ZM167 234H169V235H167ZM216 234H218V233H216ZM230 234H231V232H230ZM104 235H102V236H104ZM155 235H153V236L151 235L149 238L151 239V237H156L157 235L156 236ZM161 235L163 237V233ZM184 235L186 236V234H184ZM102 236H100V237H102ZM107 237H108V235H107ZM158 237H160L161 239L164 238V237L162 238L161 236H157L156 238L158 239ZM261 237H263V236H261ZM156 238H154V239L152 238V241H155ZM180 239H182V238L180 237ZM223 239H224V237H223ZM227 239H229V238H227ZM239 239H237V240H239ZM143 240H144V238H143ZM147 240H148V238H147ZM261 240H262V238H261ZM263 240H264V238H263ZM148 242H149V240H148ZM165 242H167V241L165 240ZM165 242H163V244ZM168 242H167V244H168ZM234 242L235 241H233V243L231 242L232 243L231 247L237 246V249H238V245L240 243L239 244L237 243V245H236V243L234 244ZM240 242H243V240L241 241V239H240ZM94 243H97V244L95 245ZM143 243H144V241H143ZM163 244H162V246H163ZM226 244H230V243H226ZM89 245H91V246L95 245L94 251L89 250V249H91ZM160 245H161V243H160ZM185 245H187V242ZM185 245H184V248L186 247L185 249H187V246H185ZM225 245H223V247ZM88 246H89V248H88ZM166 246H168V245H166ZM166 246H163V247L166 248ZM170 246H171V243H170ZM181 246L183 247V245H181ZM229 247H230V245L227 248H229ZM250 247H248V248H250ZM85 248H87V249H85ZM141 248H145V247H141ZM153 248H154V250H153ZM157 248H159V247H157ZM189 248H192V247H189ZM219 248L222 249V247H218V249ZM231 249L233 250V248H231ZM240 249H242V248H239V250ZM168 250H173V249L170 248ZM222 250L224 251L225 249H222ZM131 251L135 252V254H136V257L134 256L135 258L128 256V253H130ZM167 251L166 252L160 251L161 253L160 252L159 253L161 254V256L163 253V257H164V254H166ZM188 251L190 252V249ZM191 251H192V249H191ZM223 251H221V252H223ZM225 251H228V250H225ZM139 252H141L142 254H140V255L137 254ZM168 253H169V251H168ZM171 253H173V252H171ZM236 253L237 252H235L234 255ZM183 254L187 255L185 252ZM153 255H150V256L153 257ZM185 255H184V257H186ZM207 255L210 256L209 254H207ZM216 255H218V254H216ZM231 255H233V254H231ZM242 255H244V254L242 253ZM246 255H249V253L247 254V252H246ZM96 256H97V258H96L97 262L93 263L94 260L92 261V259ZM144 256L145 255H143V257ZM190 256L194 257L192 255H190ZM236 256H238V255H236ZM254 256H256V255H254ZM125 257H128V259L126 260ZM180 257L182 258V256H180ZM226 257H228V256H226ZM98 258L100 260H98ZM158 258L160 259L161 257L158 256ZM162 258L160 259L161 261H163V259H164V258L163 259ZM203 258H201V259L203 260ZM233 258H234V256H233ZM254 258H256V257H254ZM109 259L111 261H109ZM129 259L131 261L134 259L135 261L133 260L134 262L132 263V262H130ZM151 259H153V258L150 257V260ZM166 259H167V261L169 260L168 256L166 258V255H165V260ZM172 259L169 260L170 263L172 262ZM141 260H142V257H141ZM156 260L157 259H155L154 261L153 260H151V261L154 262V264H156L158 262V260L157 261ZM207 260L210 261L209 257L207 258ZM244 260H245V258H244ZM169 261H168V263H169ZM183 261L184 260H182L181 261L182 263H180V264H184V263L187 264L185 262L186 260L184 261V263H183ZM233 261L235 262L234 259H233ZM227 262H229V261H227ZM149 263H151V262L149 261ZM174 263L175 262H173L172 264H174ZM216 263H218V262H216ZM202 264H204V263H202ZM205 264H206V261H205ZM235 264H236V262H235Z\"/></svg>","mask_w":264,"mask_h":264},{"label":"rangeland","instance_id":"rangeland-1","mask_svg":"<svg viewBox=\"0 0 264 264\" xmlns=\"http://www.w3.org/2000/svg\"><path fill=\"white\" fill-rule=\"evenodd\" d=\"M1 1H2V0H1ZM8 1L10 2V6H12V5H11V1H12V0H5V1H2V2L0 3V7H2V8H6L7 6L10 7ZM14 1L16 2V1H18V0H13L12 2H14ZM136 1H137V3H140V4H138V5H142V8H146L145 6H147V3H144L143 0H136ZM138 1H140V2H138ZM141 1H143L144 6H143V3H142ZM146 1H147V0H146ZM146 1H145V2H146ZM155 1H156L157 3L159 2V1H157V0H153L154 3H153V2L149 3L150 1H149V2L147 1L148 4H150V7L147 8V10L149 9V10H151V12H150V11H146V9H145V10H144V13L140 15L141 17L139 16V19H136L137 16H136L135 14H132V13H135L134 11H130V13H129V11L127 12V13H129V14H132L131 19L134 18V19H136V20H140V21H139L140 23L137 22V23L133 24L132 27H130L129 29H122L121 26L118 25V22L122 19V14H121V15L116 14L115 16H117V18H116L115 16L110 17L111 20H113V18H114V19H117V24H115V21H116V20H113V24H115L116 27H115L114 25H112V26L108 25V24H111V23H112V21H111L110 19H108L107 23H104V25L107 24V25H106V26H107L106 30H108V27H112V28H114V29L111 28L112 31L116 30V31H114L113 33L111 32V33H112V34H110L111 36L109 35V36L111 37V39L114 38L113 36H115V38H117V39H119L120 36H122L123 38L129 39V37L131 36V35H129V33L131 32L130 34H133L132 31L136 30L138 27H139V28L141 27L142 29H145L146 32L149 33V34H148V33H146L145 31H144V32H145V33H144L145 35H144L143 33H141V34L144 35L145 38H144V37H141V36H140L141 34L139 35V33H137V34L140 36V40L138 39V41H141V42H146V40H147L148 38H149L148 40L151 41V42H150L151 44L155 41V40H153L154 38H155L156 41H157V38L155 37V36H156L155 34H156V32L160 31L161 29H162L163 31L165 30V31H167L169 34H171L173 31L170 29V26H171V25L174 26V24H175L176 21H175V22L172 21V23H171V21H169V22H170V23H169L168 20H167V21H164V20H163L164 22H163V21H161V22H163V24H164L165 22H167L168 25H169V27H168L167 24H165V25H167L166 27L164 26L165 28H161V29H158V28H157L158 31H156V32H153V31H152L153 33L151 32V30H152L151 28H153V27L156 28V26H157L156 23L159 22V20H160V19H159V18H160V14L162 13V12H161V11L155 6V5H156V4H155ZM163 1L166 2V1H169V0H166V1L163 0ZM183 1L185 2V0H183ZM229 1H230V0H224L219 6H217V7H213L211 10H212V11H213V10L216 11V9H217V11L219 12V11H221L222 8L224 9V7L226 6V4H227V5L229 4V3H228ZM253 1H254V0H253ZM18 2H19V1H18ZM186 2H187V1H186ZM186 2H185V4H184V6H187V5H188L187 8H190V9H191L190 5L188 4L189 2H187V4H186ZM141 3H142V4H141ZM13 4H14V3H13ZM43 4H45V3H43ZM43 4H42V5H43ZM154 4H155V5H154ZM57 5H59V6H61V5H68V0H64V1H62V2H59ZM112 5L115 6V2H114V1L107 2L106 7L111 8V7H113ZM151 5H152V7L155 6V7H153L154 9L157 8V10H158V14H159V17L157 16V15H158V14H157V15H156V19L158 18L159 20H158V19H157V20H153V21H155V22H154L155 24H152V25H151V28L149 29V28H145L144 25L147 24L146 21H148V18H147V17H149L148 15H151V14H152V17H151V18H152V19H155V18H154L155 16L153 15V12H154L155 10L151 8ZM195 5H196V7H197V5L200 6L198 2H196ZM5 6H6V7H5ZM148 6H149V5H148ZM201 6H202V5H201ZM106 7L104 6V8H106ZM138 7H139V6H138ZM181 7H182V5H181ZM202 7H203V6H202ZM2 8H1V9H2ZM59 8H60V7H59ZM182 8H183L184 10H181V8H180V10L184 12V13H183V14H185L184 17H183V15L181 14V16L178 18L179 21H178V19H176V20H177V23H178V22L181 23V21L183 22V23H181L182 26H186V24L188 25V20H187V23H185V20L188 19L187 16L189 17V16L191 15V17H192V16L195 17L197 14H199V13L202 11V10H201L202 8H200V11H199V10L196 11L198 8H197L196 10H195V9H194V10L191 9L190 11H189V10L187 11V8H186V7H182ZM185 9H186V10H185ZM203 9H204V7H203ZM219 9H220V10H219ZM96 10H97V9H93L89 15L91 16V14H92V13H95ZM153 10H154V11H153ZM170 10H172V9H170ZM211 10H208V12H210ZM152 11H153V12H152ZM159 11H160V13H159ZM185 11H186V12H185ZM191 11H192V12H191ZM233 11H234V13H235V12L237 11L236 8H233ZM145 12H147V15H145V14H146ZM149 12H150L151 14H150ZM171 12H172V11H171ZM187 12H189V13H187ZM194 12H195V14H194ZM198 12H199V13H198ZM208 12H201L200 14H201L202 16H201L200 14H199V16H200V17H204V15H205L206 13H208ZM30 13H32V12L30 11ZM127 13H124V14L126 15ZM156 13H157V11L155 12V14H156ZM190 13H191V14H190ZM196 13H197V14H196ZM202 13H203V14H202ZM232 13H233V12H230V13L228 14V17H232V16H233ZM129 14H127V16L130 18V15H129ZM171 14H172V13H171ZM186 14H187V15H186ZM41 15H45V13L42 12ZM89 15H81V16H79V18H78V16H74V17L70 16V17H72L71 20L74 18V19H73V22H76V21H77L76 18H78V21L80 20V22H81V21H83L84 19H87V18L89 17ZM134 15H135L136 17H134ZM144 15L147 16V17H146L147 19L145 18ZM222 15H223V17H222ZM224 15H225L224 13H217V15H216V20H217V21H220V18H222L221 21H223V20H224V19H223V18H224ZM25 16H26V15H25ZM120 16H121V17H120ZM197 16H198V15H197ZM199 16H198V17H199ZM23 17H24V16H23ZM31 17L33 18L34 16L32 15ZM119 17H120L121 19H120ZM124 17H125V16H123V18H124ZM161 17H162V16H161ZM191 17H190V18H191ZM200 17H199V18H200ZM260 17H261V20H262V19H263V18H262L263 16H260ZM260 17H258L257 20H256V23H257V24L261 22V21L259 22ZM83 18H84V19H83ZM118 18H119L120 20H118ZM129 18H128V19H129ZM163 18H164V17H163ZM182 18H183V19H182ZM190 18H189V20H191L192 22H194V19H190ZM196 18H197V17H196ZM196 18H195V19H196ZM126 19H127V17H125V20L123 19L124 22H127V21L129 22V21H130V19H129V20H128V19L126 20ZM142 19H143L144 21H143ZM152 19H149L148 22H150ZM184 19H185V20H184ZM197 19H198V18H197ZM225 19H226V18H225ZM71 20H70V21H71ZM75 20H76V21H75ZM161 20H162V18H161ZM165 20H166V19H165ZM183 20H184V21H183ZM211 20H212V19H209V20H208V19H207V20L204 19L203 22H204L206 25H211V24H213V23H211V24L209 23V24H208V22H209V21L211 22ZM141 21H142L143 23H144V22H145V23L143 24ZM225 21H226V20H224L223 22H225ZM67 22H68V21H66L65 23H63V28L66 27V25H67V27H66L67 29L65 28L66 30H70V29H72V26H71V25H70L71 28L69 27V29H68V26H69V24H71V23L69 22V24H67ZM71 22H72V21H71ZM109 22H110V23H109ZM203 22H202V24H201V23H198V24H199V27H198V30H197V31H200L199 29H202V28H203V31H204V29H205L206 27H207V28H210V26H205V24H204ZM212 22H213V21H212ZM119 23H120V22H119ZM138 23H139V24H138ZM151 23H153V22H150V23H148V24H151ZM142 24H143V27H144V28L142 27ZM158 24H159V25H158V27H159L161 23H158ZM170 24H171V25H170ZM183 24H184V25H183ZM140 25H141V26H140ZM153 25H154V26H153ZM200 25L203 26V27L201 28ZM102 26H103V24H102ZM102 26H98L99 29H98V28H95L94 30L92 29V31H91L92 33H93V32H94V33L96 32L97 34H98V31H96V30H99V32L103 31V33H100L99 36H95V35H97V34H94V33H93V34H94V36H93V35H91L92 33L90 32V30L87 31L88 33L90 32V35H91L90 38L95 39V37H98V39L102 41L103 38H102L100 35H102V36H103V34L106 35V34H107L106 32L110 33L109 30H111V29H109L108 31H104V30H105L104 28H105L106 26H105V27H104V26L102 27ZM118 26H119V27H118ZM146 26H148V25H146ZM152 26H153V27H152ZM161 26H162V25H161ZM161 26H160V27H161ZM175 26H176V24H175ZM175 26H174V27H175ZM204 26H205V28H204ZM160 27H159V28H160ZM174 27H173V30H174ZM100 28H101V29H100ZM102 28H103L104 30H103ZM141 28H140V30H141ZM166 28H169V30H166ZM147 29H148L151 33H150L149 31H147ZM100 30H101V31H100ZM140 30L137 29V31H140ZM153 30H155V29L153 28ZM70 31H71V34L74 32V31L72 32V30H70ZM163 31H160V32H163ZM142 32H143V31H142ZM160 32H159V33H160ZM170 32H171V33H170ZM61 33H63V32H61ZM88 33H85L84 35L86 36V34L88 35ZM164 33L166 34V36L168 35L166 32H164ZM134 34H135V33H134ZM146 34H147V35H146ZM150 34H152V35H150ZM105 35H104L103 37H104L105 40H107V39H108V38H107L108 36H107V35L105 36ZM153 35H155L154 38H152ZM158 35H159V34H158ZM261 35H264V32H263V31H262ZM127 36H128V37H127ZM148 36H149V37H148ZM166 36H165V38H166ZM168 36H169V38H171L170 35H168ZM100 37H101L102 39H101ZM132 37L134 38L133 35H132ZM135 37H137L136 34H135ZM147 37H148V38H147ZM150 37H151V38H150ZM157 37H158V36H157ZM159 37H161V35H160ZM51 38H53V37H51ZM106 38H107V39H106ZM123 38H122V39H123ZM146 38H147V39H146ZM169 38H168V39H169ZM176 38H177V37H176ZM176 38H175V40H176ZM251 38H252V37H251ZM96 39H97V38H96ZM104 39H103V40H104ZM131 39H132V38H131ZM135 39H136V40H135ZM142 39H143L144 41H142ZM151 39H152L153 41H152ZM160 39H161V38H159L158 41H159ZM168 39H165V40H167L166 43H168V44H164V45L160 44V45H161V46H164V47H165L166 45H169V46L171 47V46H173V45H175V44L177 43V41L175 42L174 38L169 39V40H171L173 43H171ZM51 40H52V39H51ZM105 40H104V41H105ZM114 40H115V39H114ZM124 40H125V39H123L122 42L120 41V39H119V40H115V41H119V42H121L122 44L124 43V44L126 45V50H124V52H123V55L125 54V55H124L125 57L122 56V58L124 57V59H126V58H127V57H126V54H127V56H128V53L131 52L132 49H133V51H134L135 46L138 45V44H140V43H136V42H138V41H137V38H134V40L132 39L133 42H132V41H130V42H129V41H128V42L125 41V42H126V43H125ZM251 40L253 41V39H251ZM156 41H155V42H156ZM158 41L156 42L157 44H158ZM248 41H249V40H248ZM248 41H247V44H248V47H247V48H245V47L243 46V45H245V44H243L242 41H240L239 44H240V45L242 44L241 46H243V47H241V46L239 47L238 44H237V46H238L239 49L237 48V46H234V48L236 47V50L238 49V50H237V52H238L239 50H242V48H244V49H249L252 45L254 46V43H252V42L250 43V41H249V43H248ZM155 42H154V44H152L153 46L155 45L154 48H155L156 46H158L157 44H155ZM159 42H162V41H159ZM169 42H170L171 44H173V45H171ZM174 42H175V43H174ZM106 43H108V41H107ZM117 43H118V42H117ZM131 43H132V44H131ZM163 43H165V41H163ZM109 44H110V43H109ZM109 44H108V45H109ZM142 44L145 45V43H142ZM142 44H140V46H142ZM147 44H148V45L150 46V48H151L152 45L149 44V43H146V45H147ZM177 44H178V43H177ZM249 44H250V45H249ZM148 45H147V48L144 47V46H143V48L140 47V46H139L140 49L138 48V50H143V49L145 48V49H144V50H145V53H144L143 51H142V52L138 51V50H137V46H136V50L139 52L138 54H140L141 56H143L142 54L144 53V55L149 56V58H148V57H145L146 60L148 59V62H149V60H152L155 56H156L155 58H157V60H158V58H159V60H160V59H161V58L159 57L160 54H158V53H162V52H160V51L158 52L157 50H161L162 47H161L160 45H159V47H161V48L158 49V47H156L157 50H156V52H155V49H154L153 46H152L151 50H149V51H151V52L153 51V53L150 52V53H151L150 55L153 57V58L151 59V58H150L151 56H150L149 54H146V50L149 49ZM133 46H134V47H133ZM169 46H168V47H169ZM99 47L102 48V47L100 46V44L97 45V50H98V51H100V50H99ZM168 47H167L166 50L164 49L165 51L163 50L164 53L167 52V51H170V50H171V48H168ZM211 47H212V48L215 47L214 44H212ZM130 48H131V49H130ZM141 48H142V49H141ZM227 48H228V47H226V48H225L224 50H222V51H224V53H225V52L228 51V49H229V48H228V49H227ZM169 49H170V50H169ZM174 49H175V47H174ZM226 49H227V50H226ZM232 49H233V48H232ZM244 49H243L242 51H243L244 54L246 53L245 55H247V52H246V50H244ZM250 49H251V48H250ZM252 49H253V48H252ZM130 50H131V51H130ZM225 50H226V51H225ZM229 50H230V49H229ZM236 50H235V51H236ZM253 50H254V49H253ZM92 51L94 52L95 50H92ZM127 51H128V52H127ZM172 51H173V48H172V50H171L170 52H172ZM233 51H234V50H233ZM147 52H148V51H147ZM170 52H169V54H171ZM174 52H176V51L174 50ZM174 52H173V54H175ZM141 53H142V54H141ZM155 53H156V55H155ZM214 53H215V54H213L214 57H215V56H218L219 54L222 55V53H220V51H216V52H214ZM217 53H219V54H217ZM135 54H136V51H135ZM135 54H133V55H135ZM138 54H136L135 57H136ZM162 54H163V53H162ZM165 54H167V53H165ZM169 54H167V55H168L167 57L170 56ZM129 55H130V53H129ZM131 55H132V52H131ZM133 55H132V58L134 57ZM140 55H139L137 58H135V59H136V60H135L136 62H140V61L143 62L142 60L144 59V57L142 58ZM153 55H155V56H153ZM157 55H158V56H157ZM88 56H89V58H90L91 53L87 55V58H88ZM213 56H212V57H213ZM128 57H129V56H128ZM130 57H131V56H130ZM130 57H129V58H130ZM139 57H141V60L139 59ZM163 57H164V58H163V60H162V62H163L162 64L164 65V64H165V63H164V62H165L164 60H165V58H166V55H165V56L163 55ZM87 58H86V59H87ZM130 59H131V58H130ZM130 59H128V61H129ZM204 59H205V60H204ZM204 59H200V60H198V61L202 63V61L205 62V61L208 60V58H207V59L204 58ZM211 59H212V58H210L209 61L207 62L209 65H207V64L205 63L204 65H200V66H199L201 69H203V71H204V73H206V75H208V73L210 72L209 70L212 69V66H211V63H210V60H211ZM213 59H214V58H213ZM138 60H140V61H138ZM154 60H155V59H154ZM159 60H158V61L155 60V61H156V64H158V63L160 64L161 61H159ZM113 61H114V62H111V63L108 64V65H111V64L115 65L114 63H116V61L119 63L118 59L116 60V58H114ZM123 61H124V60H123ZM128 61H127V60L125 61V62H126L125 64H126L127 66H126L124 63H123L124 65L121 63V64H122V67H121L122 70H120V66L118 65V66L116 67V69H118V70H116V71L114 70V72H113V70H112V72H113V73H118V71L120 70V71L122 72V75H123V74L125 75V73H124L123 71H125V70L127 71V70H129L128 68L132 67V66H131L132 63H131V64H128ZM132 61H134V60L132 59L131 62H132ZM144 61H145V60H144ZM152 61H153V60H152ZM152 61H150V62L152 63ZM129 62H130V61H129ZM136 62H134V64H135ZM145 62H146V61H145ZM150 62H149V63H150ZM237 62H238V61H236V63H237ZM70 63H71V62H70ZM118 63H116V64H118ZM151 63H150V64H151ZM154 63H155V62H154ZM197 63H198V62H197ZM197 63H196V61L193 63V64L195 65V67H198V66L196 65ZM72 64H73V63H72ZM119 64H120V63H119ZM137 64H139V63H137ZM137 64H136V66H137ZM140 64H141V63H140ZM150 64L147 63V65H149L148 67H151V68L149 69V71H147V72H148V75H150L149 72L151 71L152 67L154 68V66H153V65H150ZM152 64H153V63H152ZM189 64H190V63H189ZM189 64H187V65H189ZM193 64H190V65L194 66ZM145 65H146V64H145L144 62H143V65L141 64V66H142L143 68H145ZM147 65H146V66H147ZM163 65H162V66H163ZM190 65H189V67H188L189 70L192 68V67H190ZM205 65H207L206 68L208 67L209 69H208V68L206 69V68H205ZM68 66H69V65H68ZM106 66H107V65H106ZM125 66H126V68H124ZM133 66H135V65H133ZM155 66H156V65H155ZM165 66H166V65H164V67H165ZM170 66H173V67H171V69H170ZM170 66H169L170 72H171L172 68L175 69L176 67H178V66H175V64H170ZM209 66H210V67H209ZM118 67H119V68H118ZM138 67H139V66H138ZM157 67H158V66H157ZM166 67H168V66H166ZM174 67H175V68H174ZM179 67H180V66H179ZM179 67L176 68V69L173 70V71H176L177 69H178V71H179ZM217 67L220 68L219 65H218ZM68 68H70V67H68ZM98 68H99V67H98ZM123 68H124L125 70H124ZM136 68H137V67H136ZM136 68H135V67H134V68L132 67L131 69H135V70H134V71L130 70V72L132 71V72L134 73V72L136 71ZM146 68H147V67H146ZM181 68H182V70H183V66H181ZM181 68H180V70H181ZM185 68H186V65L184 66V69H185ZM188 68H186V69H188ZM210 68H211V69H210ZM66 69H67V67H66ZM157 69L160 70V68H157ZM157 69L155 68L154 70L158 71ZM186 69H185L184 71H186ZM141 70H142V68H141ZM145 70H147V69H145ZM145 70H144V72H145ZM154 70H152V71H154ZM182 70H181V73H180L179 75H181V74L184 72V71H182ZM84 71H85L86 73H89L88 75L92 76L91 74L93 73V70H91V69H85ZM91 71H92V73H91ZM126 71H125V72H126ZM138 71H139V72H138ZM187 71H188V70H187ZM205 71H206V72H205ZM261 71H262V73H264V68H262ZM121 72H119V73H121ZM132 72H131V74H133ZM159 72H161V70H160ZM170 72H169L168 74L171 75L172 72H171V73H170ZM57 73H58V72H57ZM57 73H56V75H58ZM90 73H91V74H90ZM108 73L110 74V77H111V78H109V79H110L109 81H111V79H112V75H113V74L111 73V71H109ZM128 73H129V72H128ZM136 73H137V75L140 77V74L143 73V70H142V72L140 73V68H139V69L136 71ZM138 73H139V74H138ZM150 73H151V72H150ZM164 73H165V72H164ZM164 73H160L161 76H162V74H163V76H164ZM174 73H175V72H174ZM174 73H172V74H174ZM178 73H179V72H178ZM59 74L61 75V72H59ZM111 74H112V75H111ZM126 74H127V73H126ZM152 74H153V75H152ZM156 74H157V73H156ZM160 74H159V75H160ZM175 74H176V73H175ZM175 74H174L173 76H175ZM56 75H55V74L53 75V76H55V77L52 76L54 79L56 78L55 80L58 79V78L56 77ZM88 75H87V76H88ZM114 75H116V74H114ZM122 75H121V76H122ZM124 75H123V76H124ZM134 75L137 76L136 74H134ZM134 75H133V77H134ZM142 75H146V72H145V74L143 73ZM142 75H141V76H142ZM170 75H169V76H170ZM179 75H177V76H179ZM87 76H86V78H87ZM104 76H105V75H104ZM123 76H122V79H123ZM126 76H127V75H126ZM201 76H202L201 78H206L204 75H201ZM209 76H211V75L209 74ZM248 76H250V77L252 78V80H253V76H251V75H248ZM58 77H59L58 81H60V79H61L60 82H64L63 85H65V87H64L63 85H60V86H59L58 84H60V83L57 82V81H55V80H53V78H52V79H49V80H50V81H49V84L46 82V83L49 85V86H48V85H47V86H48L49 88H52V89H53L54 87H55L56 89H58V88H60V87L62 86L61 89H58V90L62 91V88H64V91L67 92V91H66L67 88L71 90V86L74 84L73 82H75V84H76L77 82H80V83L82 82L83 84H82V83H81V84H82L83 86L85 85L84 82H83L84 79H85V77L82 78L83 80H82V79H76L77 81H73V82H71V81H72V80H75L74 78H76V75H75L72 79H69L68 77L66 78V77L64 76V78H66V80H64V81L62 80L63 77H62V78H61V76H58ZM88 77H89V76H88ZM101 77L104 79L103 75L99 76V79H100ZM108 77H109V76L107 75V78H108ZM114 77H117V76H113V78H114ZM133 77H130V75H129V78H127V79L125 78V79H123V80H122L121 77H120V82H121V80H122V81H126V80L129 79L130 81L128 80L127 82H129L128 84H130V83H132L131 81H133V79L135 78V77H134V78H133ZM143 77H144V76H143ZM143 77H141V79H140V78H138V79H140V80H144V78H146V77H144V78H143ZM154 77L156 78V77H158V76H154V73H151V77H149V78H153L152 80H154V79H155ZM165 77H166L165 80H167L168 77L166 76V74H165ZM196 77H197V75H195V78H196ZM199 77H200V76L198 75L197 78H199ZM90 78H91V77H90ZM90 78H89V79H90ZM105 78H106V76H105ZM107 78H106V79H107ZM131 78H132V79H131ZM149 78H148V80L150 81L151 79H149ZM197 78H196V79H197ZM251 78H250V79H251ZM68 79H69V80H68ZM103 79H102L101 81L97 79V81H99V82L101 83V82L103 81ZM106 79H105L104 82H106V81L108 80V79H107V80H106ZM115 79L118 80V79H119V76H118V78H115ZM115 79H114V80H115ZM159 79H162V77L159 78ZM163 79H164V77H163ZM170 79L173 80V79H172V75L170 76ZM170 79H168V80H170ZM179 79H180V78H179ZM179 79H178V80H179ZM181 79H182V78H181ZM250 79H249V80H250ZM51 80H52V82H51ZM80 80H82V81H80ZM114 80L112 79V81H111L112 84H110V82H109L108 85H111V86H109L110 88H112V87H113L112 85H114V84H115L114 86L117 87L118 84L120 85V84L124 83V82L119 83V81H115V82H114ZM136 80H137V77H136V79H134L133 83H134V82H138V81H136ZM140 80H139V81H140ZM152 80H151L152 83L155 82V80H154V81H152ZM168 80L165 81V84H167V85H168V83L170 82V81H168ZM182 80H183V79H182ZM229 80H232V81H233V77H232V78L230 77ZM252 80H251V81H252ZM53 81H55V82H57V83L54 84ZM67 81H68V83L71 82V84L69 83V85H67V87H66ZM87 81H88V79H87ZM92 81H93V80H92ZM94 81H95L94 84L96 85V88H97V84H96V83H98V82H96V79H95ZM145 81H147V79H146ZM41 82H42V83H41ZM50 82H51L52 84H54V85H51ZM65 82H66V83H65ZM88 82H89V81H88ZM107 82H108V81H107ZM107 82H106L105 84H100V83H99V85H101V86H102V85H107ZM140 82H141V81H140ZM140 82H139L138 85H137V83H134V84L132 83V84H133V85H136V86H134V87H137V86H138L137 88H138V90H139V85L142 84V86H143V83H142V82L140 83ZM147 82H148V81H147ZM157 82H159L160 84L163 82V84H164V81H160V80H158ZM157 82H156V83H157ZM171 82H172V81H171ZM175 82H176V81H175ZM175 82L173 81L172 85L176 84ZM180 82H183V84L185 85L188 81L186 80V81L184 82V80H183V81H180ZM39 83H41L42 86L45 85L43 81H40ZM80 83H78V84L80 85ZM89 83H90L91 86H92L93 83H92L91 81H90ZM117 83H118V84H117ZM125 83H126V82H125ZM148 83H150V82H148ZM148 83H147V84H148ZM195 83L197 84V83H198V80L195 81ZM56 84H57V86H55ZM61 84H62V83H61ZM90 84H88L87 87H88V86L91 87ZM116 84H117V85H116ZM128 84H126V87H127ZM132 84H130V85H132ZM144 84H145V83H144ZM150 84H151V83H150ZM169 84L171 85V83H169ZM177 84H179V82H178ZM183 84H182V85H183ZM253 84H254V85H253ZM99 85H98V87H99ZM123 85H124V84H122L121 87H122ZM130 85H129L128 87H131V89H132L133 86H130ZM154 85H157V84L154 83ZM179 85H180V84H179ZM189 85H190V83L186 84L187 87H190V86H191V85H190V86H189ZM45 86H46V85H45ZM50 86H51V87H50ZM69 86H70V87H69ZM76 86H78V85H76ZM76 86H75V88H76ZM93 86H94V85H93ZM93 86H92V87H93ZM142 86H140V87H141L143 90H146V89L148 88V87L146 86L147 88L144 89V87H142ZM148 86H149V84H148ZM152 86H153V85H152ZM48 87H47V88H48ZM57 87H58V88H57ZM79 87H80V86H79ZM85 87H86V86H85ZM92 87L90 88V89H91V93H92ZM104 87H105V86H104ZM107 87H108V86H107ZM107 87H106V88H107ZM119 87H120V86H118V88H119ZM134 87H133V88H134ZM187 87H186V88H187ZM44 88H45V87H44ZM75 88H74V91H75ZM94 88H95V87H93V89H94ZM110 88H108V89L111 90ZM141 88H140V89H141ZM149 88H151V89H149ZM149 88H148V90H152L151 85L149 86ZM56 89H54V90H56ZM76 89H77L76 91H77L78 93H77L76 91H75V92L73 91V92H71L72 94H71V93H70V94H71V97H73V98H75L74 96H76V95H78V94H81V96L78 95L79 97H81V101H80V103H79L78 105H80V107L82 108V105H83L82 101H84V100L87 98L86 95L88 96L89 91H87L86 88L83 89L82 91H87V93H88V94H87L86 92H84V93H86V94H84V93H82V91H80L78 88H76ZM90 89H89V90H90ZM103 89L105 90V88H103ZM114 89H116V88L114 87L113 90H114ZM123 89H124V91H125V89H126L125 92L128 93L127 96H126V95H124V94H126V93L123 94V92H122L123 90L121 91V94L124 95L123 97H126V98L123 99V97H121L122 99H120V98L118 97V94H119V93H118V94L116 93V94H117V97H115V100H117V99L119 98V99H118V100H120L119 102H121V100H124V102L127 101V98L129 97L128 95L130 94V91L128 92V91H127V88H123ZM167 89H168V88L164 89L163 91H165V92H163V93H164V94L166 93V94H167V97L170 99L171 96H169L168 93L166 92ZM258 89H259L258 84H256V83H252L251 86L249 87V90H251V91L247 90V91H245V93L240 92L241 94H239V95H240V96L243 95V94H244L245 96H246V94H247V95H251V93H253V91H254V92H255V91L258 92V91H257ZM128 90H129V89H128ZM135 90L138 91L137 89H135ZM168 90H169V89H168ZM170 90H171V92H170V91H169V92L172 93V94L174 95V94H175L174 91L172 92V89H170ZM196 90H199V89L196 87ZM23 91H24V90H23ZM23 91H22V92H23ZM40 91H41V92H44V93H46V94H48V92H49V90H46V88H45V89H41ZM50 91H52V90H50ZM56 91H57V90H56ZM56 91H54L53 93H56ZM60 91H59V92H60ZM106 91H107V89L105 90V92H106ZM136 91H132L133 93H131L130 96H132V95L134 94V92L136 93ZM139 91H140V90H139ZM160 91H161V90H160ZM202 91H203V90L200 89V90L198 91V92H199L198 95L200 94V96H201V92H202ZM215 91H217L218 93H220V92L222 91V88L219 87V88L216 89ZM36 92H38L39 94L41 93V92H39V91H36ZM57 92H58V91H57ZM59 92H58V93H59ZM65 92H64V93H63V92H60L59 94L61 95V94L63 93V96H62V95H61V96L64 98V96H66V94H67V93L65 94ZM79 92H80V93H79ZM101 92H102V91H101ZM101 92H98V93L101 94ZM110 92H112V91H109V93H110ZM143 92H144V91H143ZM143 92H142V93H143ZM146 92H147V91H146ZM146 92H145V94H146ZM148 92L151 93L150 91H148ZM211 92H212V91H210V93H211ZM246 92H247V93H246ZM249 92H250V93H249ZM38 93H37V96H36V97H40L41 95H46V94H43V93L40 94V95H38ZM58 93H56V98L61 100L60 96H58V95H59ZM98 93H97V94H98ZM109 93H107V94L105 93L104 95H99V97H101V96H102L103 98L105 97L104 99L108 98L109 95H110V97H114V94H115V93L112 94L113 96H111V93H110V94H109ZM163 93H162V91H161V95H162V96H165V95H163ZM170 93H169V94H170ZM191 93H192L193 95L195 94L194 92H191V91L189 92L188 90H187V92H186V94H189V95H192ZM248 93H249V94H248ZM30 94H31V93H30ZM57 94H58V95H57ZM64 94H65V95H64ZM74 94H75V95H74ZM108 94H109V95H108ZM116 94H115V96H116ZM136 94L139 95V94H141V93L138 92V93H136ZM145 94H143V98H141L142 95H141V96L139 95V96H140V98H138L139 100H136L135 102H131V106H127L126 109H127V110H128V109L131 110L130 107H132V106H133V107H132L133 109H134V108L136 109V107H138L137 104H139V106L141 107V109H144V108H142V107H145V105H144L143 103H148V102H149V103H148V104H149V107L151 106V108H155V109H156V110L154 109V110L150 113V115H149V120H152V118H153V116H154V113H155L156 111L160 110V109H158V106H157V105H158V104H157L158 101H157V99H155V98H152L151 100L148 101V99L145 98ZM154 94H156V93L154 92ZM172 94H171V95H172ZM181 94H182V93H181ZM183 94H184V93H183ZM203 94H205V93H203ZM35 95H36V94H35ZM73 95H74V96H73ZM89 95L92 97V94H89ZM107 95H108V97H107ZM134 95H135V94H134ZM134 95H133V96H134ZM138 95H137V96H138ZM156 95H157V94H156ZM161 95L159 94L158 96H160V97H158V96H157V97H158V100H159V98H160L161 100H159V101H161L162 104L165 105V107H166V111H165V113H166L167 110H168V108H169V107L167 108L168 104H169V106H170L172 103H170V101L168 100V98H167L166 100H168L169 103L166 102V101H164V99L162 98ZM193 95H192V96H193ZM244 95H243V96H244ZM253 95H254V93H253L251 96L253 97ZM21 96L24 97L25 94H24V93H21ZM53 96H54V94H53ZM57 96H58V97H57ZM83 96H84L85 99L83 98ZM90 96H89L87 99L90 100ZM93 96L96 97V95H93ZM97 96H98V95H97ZM120 96H121V95H120ZM133 96H132V97H133ZM135 96H136V95H135ZM135 96H134V97H135ZM137 96H136L135 98H137ZM139 96H138V97H139ZM180 96H181V95H180ZM184 96H185V94H184ZM184 96L182 95L181 97L183 98ZM186 96H187V95H186ZM196 96H197V95H196ZM196 96H195V97H196ZM200 96H199V97H200ZM243 96H241V97L243 98ZM263 96H264V92H263ZM9 97H10V95H9ZM23 97H21V98L24 99ZM99 97H97V98H99ZM102 97H101V98H102ZM110 97L108 98L109 100L111 99ZM134 97H133V98H134ZM172 97L174 98V96H172ZM187 97H188V96H187ZM195 97H194V98H195ZM25 98H26V97H25ZM30 98H31V97H30ZM30 98H28V100H29ZM92 98H93V97H92ZM92 98H91V103H93V102H92ZM101 98H99V99H101ZM116 98H117V99H116ZM130 98H131V97H130ZM130 98H129V99H130ZM144 98H145V99H144ZM173 98H171V99L174 100ZM184 98H185V97H184ZM232 98H233V100H231L230 98H229V99H230L231 101L236 100V97L234 98V97L232 96ZM83 99H84V100H83ZM87 99H86V100H87ZM108 99H106L107 102H109ZM112 99H113V98H112ZM112 99H111V100H112ZM185 99H186V98H185ZM263 99H264V98H263ZM25 100H27V99H25ZM32 100H34V98H32ZM32 100L30 99L28 102H30L31 104H33V102H35V100H34V101H32ZM86 100H85V101H86ZM89 100H87V102H88ZM111 100H110V101H111ZM125 100H126V101H125ZM143 100L146 101V102H144ZM196 100H197V99H196ZM198 100L200 101V98H199ZM85 101H84V102H85ZM96 101H97V100H96ZM102 101H103V99H102ZM102 101H101V102H102ZM104 101H105V100H104ZM104 101H103V104H104ZM113 101H114V100H113ZM138 101H139V103H138ZM156 101H157V102H156ZM231 101L228 100V101L226 102V104H229V102H230V104H231ZM98 102H100V101L98 100L96 104H95V102H94V105H95V106H94V105H93V106H94V108L96 109V110L93 109V110H95L94 113L98 110V107H97V106H98ZM107 102H105L104 105H106ZM111 102H112V101H111ZM115 102L117 103V101H115ZM119 102H118V103H119ZM142 102H143V103H142ZM235 102H236V101H235ZM262 102H263V101H262ZM85 103H86V102H85ZM112 103H113V102H112ZM121 103H123V102H121ZM135 103H137V104H135ZM154 103H156V104H154ZM186 103H188L187 106H184V108H183V109L185 110V112H187V111L189 110V108H190V107L188 106V105H189V102H186ZM46 104L49 105L50 103L48 102V103H46ZM81 104H82V105H81ZM230 104H229V107H228V105H226V106L228 107V110L231 109V108H230ZM47 105L44 104L45 107H46ZM84 105L86 106V104H84ZM88 105H91V104H90V101H89V104H88ZM96 105H97V106H96ZM100 105H102V103H99V106H100ZM107 105H108V106H106V107L108 108L110 105H109V104H107ZM142 105H143V106H142ZM152 105H156V106H152ZM190 105H191V104H190ZM221 105H222V104H219V103L216 105L217 108L219 109V111H217L218 109H216L217 112H215V114H218V113L221 111ZM253 105H255V104H253ZM29 106H30V105H29ZM44 106H42V107H41V106L38 107L39 110L41 109L40 111H42V109H43V111H44V110H45V109H44ZM49 107H50V106H49ZM88 107L91 108V106H87V108H88ZM96 107H97V108H96ZM250 107L252 108L253 106H252V105H248L247 107H245V111H244L243 113L240 112V111H236V109H233V110H232V112H233V111H235V112H237V113L239 112V113L236 114V115L238 116V115L240 114L238 120H239L240 122H242V123L244 124L245 128L248 130V131H247V134H248L249 130H250V131L252 130V129L250 128V127L252 126V124H254V126H256V124H259V123H260L259 120H257V119H259V118L264 114V109H263V113H260V112H259V113H254V111H255L254 109H251V110H250V109H247V108H250ZM262 107L264 108V105H262ZM36 108H37V107H36ZM83 108H84V106H83ZM89 108H88V109H89ZM92 108H93V107H92ZM100 108H101V107H100ZM100 108H99V109H100ZM103 108H104V107H103V105H102V108H101L102 110L100 109L102 112L99 111L100 113H98V115H101V116L103 115V116H102V119H104V118L106 117V116L104 117V114H103V113L105 112V110H103ZM138 108H139V107H138ZM186 108H188L187 111H186ZM254 108H256V107L254 106ZM52 109H53V110H52ZM57 109H59V108H58V107H54V108H51V109H47V107H46V110L44 111V113H43V114L41 113L40 115H41V117H43L44 115H47L48 113H51L50 110H52V112H53L54 110L56 111ZM78 109H80L79 106H78ZM88 109H85V108L82 109V110L85 111V112L82 111V112L80 113L81 110H80V111L78 110V111H76V112H79L78 114H83V113H84L85 116L82 115V117H87V116L89 115L88 112H89V113H90V112L92 113V111H93V110L91 111L90 109H89V110H88ZM104 109H105V108H104ZM190 109H192V108H190ZM201 109H202V108H201ZM48 110H49L50 112H49ZM86 110H88V112H87ZM129 110H128V111H129ZM261 110H262V108H261ZM36 111H38V110L36 109ZM43 111H42V112H43ZM103 111H104V112H103ZM189 111L193 112L192 110H189ZM202 111H203V110H202ZM209 111H210V113H213V114H214L215 109H214V111H213V108H212V109H210ZM97 112H98V111H97ZM113 112H114V111H113ZM228 112H229V111H228ZM35 113H36V112H35ZM38 113H39V111H38ZM38 113H36L37 115L35 114V115L37 116V117L35 116L37 119H38V118H41V117H38ZM46 113H47V114H46ZM85 113H86V114H85ZM101 113H102V114H101ZM114 113L116 114V112H114ZM114 113H113V114H114ZM123 113L125 114V112H121V114H123ZM253 113H254V117L251 118V117L249 116V114H253ZM105 114H107V112H106ZM113 114H111V116H112V118L114 119V118H116V117H115V116L113 117ZM168 114H169V110H168ZM168 114H166V115L168 116ZM191 114H192V113H191ZM256 114H258L260 117L255 118V117L258 116V115H256ZM64 115H68V114H64ZM95 115H97V114H95ZM95 115H93V116H95ZM98 115H97V116H98ZM116 115H117V114H116ZM204 115H205V114H204ZM128 116H129V121H133V119H132V120H130V119H131V118H134V115H133L132 113H129ZM247 116H249V118H247ZM80 117H81V116H80ZM80 117L76 116V120L79 119ZM91 117H92V116H91ZM95 117H96V116H95ZM107 117H108L109 119H105L106 121L103 120V121L105 122V124L103 123V121H101V120H97L99 117H97V119L95 118L97 121L94 120V122H92L90 116L87 117V118H88L87 121H88V122L91 121L92 124H94V126H91L92 129H89V128H91V127L87 128L88 126H85V127H86V130H83V129H84L83 126L85 125L84 123H86V122H85L86 120L84 119V121H83L84 123H83L82 121H80V120H81V118H80L79 121L81 122V124H84V125L81 127L82 130H83V131H82V134H81V132H79V130H80V129H79V128H80V126H79V125H80V124H79V121H78V120L75 121L76 123L78 122V123H77L78 125L75 126V122H74L73 124H71L72 121H73V119H72V117H70L71 120L69 121V124H68L70 127L67 126V128H70V132H71L72 129H73V131H74L75 129L77 130V128L79 127V128H78L79 130L77 131V133H79V134H76V133H75V134H76V135H75L76 137H75V136H74V137L69 136V135H70V132L67 134V132L69 131V129L67 130V128H66L65 126H64L65 132H64V129L62 128V130H61L59 133H60V135H61L62 132H63L64 135H63V134H62V135L65 137L64 139H68L69 137H70V138H77V139H79L80 137H83V136H84L83 138H85V139H83V138H82V139L86 141L87 139H89V138L91 137L92 140L95 139L94 141H95V144H96V141L98 140L99 137H100V139L102 138V139L105 140V137H103V136H101V135L98 136V135L100 134V132H99L100 130H102V132H101L102 135L105 134V135L107 136V134H108L107 138L109 137V139H111L110 136H109V134H110V133H114V131H115V130H111V129H113V128L116 126V124L114 125V123H113V125H114V127H113V125H111L113 119H112V118L110 117V115H108V114H107ZM107 117H106V118H107ZM195 117H196V116H195ZM221 117H222V118L218 119V122H219V123L217 122V124H219V125L222 126V128H223L222 133H224V127L227 125L229 119L226 118V116H221ZM262 117H263V116H262ZM262 117H261L260 119H263V120H264V118H262ZM33 118H34V117H33ZM33 118H30V119L33 120ZM186 118H187V119H185L184 121H187V120H188V117H186ZM244 118H246L247 120H245ZM250 118H251L252 120H251ZM34 119H35V118H34ZM82 119H83V118H82ZM89 119H90V120H89ZM99 119H100V118H99ZM145 119H146V116H145ZM249 119H250V120H249ZM156 120H157V121H160V120H158L157 118H156ZM195 120H196V119H195ZM263 120H262V121H263ZM35 121H37V120H35ZM95 121H96V122L100 121L101 124H100V125H96ZM108 121H111V123L108 122ZM114 121H115V120H114ZM152 121L154 122L153 124H151V126L153 127V126H155V123H156L157 121H156V122H155V120H152ZM198 121L201 122V119H200V120L198 119ZM230 121H231V120H230ZM230 121H229V123H230ZM235 121H237V120H235ZM235 121H234V119H233L231 122H235ZM243 121H245V122H243ZM254 121H257V122L254 123ZM29 122H30V121H29ZM32 122H34V120H33ZM32 122H30V123H32ZM70 122H71V123H70ZM107 122H108V123L110 124V126H111V127L109 126V127H110V128H109V129H110V133H109V130H108V132H107V131H106L107 129L104 128V127L106 126V123H107ZM116 122H117V119H116ZM169 122H170V121H169ZM196 122H197V120H196ZM237 122H238V121H237ZM237 122H235V123H237ZM240 122H239V125H238L237 130H239L240 133H241V131H246V129L244 128V126L241 125L242 123H240ZM30 123H29V124H30ZM102 123H103V125H102ZM151 123H152V122H151ZM197 123H198V122H197ZM212 123L216 124L215 122L212 121V122L209 123V126H210V124H212ZM27 124H28V123H27ZM29 124H28V125H29ZM90 124H91V123H89V125H90ZM97 124H98V123H97ZM109 124H107V125H109ZM156 124H157V123H156ZM195 124H196V123H195ZM205 124H206V123H205ZM230 124H231V123H230ZM230 124H229V125H230ZM232 124H234V123H232ZM260 124H261V123H260ZM65 125H67V124H65ZM136 125L138 126V128L140 127V128H139L140 130H142V128L144 127V124H143V122H141V121H138V122L136 123ZM142 125H143V126H142ZM168 125H169V124H168ZM168 125H167L166 127H168ZM171 125H172V124H171ZM171 125H169V126H171ZM198 125H200V124H198ZM74 126H75V127H74ZM103 126H104V127H103ZM151 126H150V127H151ZM205 126L208 127V124L202 126V129H203V127H205ZM221 126H219V127H221ZM236 126H237V125H236ZM236 126L233 125V127H235V128H236ZM46 127H48V126H46L45 123H44V124L42 125L41 129L44 130ZM72 127H73V128H72ZM76 127H77V128H76ZM98 127H99V129H98ZM112 127H113V128H112ZM128 127H129V126H128ZM166 127L164 128V131H168L167 129H168L169 127H168V128H166ZM207 127H206V128H207ZM210 127H213L212 129L214 130V128H215L216 126H210ZM248 127H249V128H248ZM93 128H94V129H93ZM129 128H131V126H130ZM182 128H183V127H178V128H176V129H174V130L170 128L171 131L169 130V132H166L165 135L160 136L159 139H158L155 143H156L157 145H159V142L161 141L162 138L166 139L165 141H163L164 143H166V141L168 142L169 140L171 141V139L174 138V135H175V134H176L175 136H177V133H178V132L181 134V131H182V132L184 131V129H182ZM206 128H204V129H206ZM208 128H209V127H208ZM222 128H221V129H220V128H219V129H215V130H218V132H217V131H215V133L211 132L212 135H210V138H212V139L214 140V138L219 137V135H221V137H223L222 134H219V133H221L220 131L222 130ZM235 128H232V126H231V129H232V130H233V129L235 130ZM241 128H244L245 130H241ZM256 128H257L258 132H260V131H259V127H256ZM97 129H98V130H97ZM103 129H104V131H103ZM115 129H116V128H115ZM135 129H136V128H134V130H135ZM204 129H203V130H204ZM209 129H210V128H209ZM226 129H227V132H229V131L231 130V129L229 130V127H228V126H227ZM95 130H96V131H95ZM116 130H117V129H116ZM206 130H207V129H206ZM219 130H220V131H219ZM232 130H231V131H232ZM237 130H235V132H234L235 134H237V133L239 132V131L237 132ZM73 131H72V132H73ZM80 131H81V130H80ZM105 131H106L107 133H106ZM111 131H112V132H111ZM117 131H119V130H117ZM198 131H199V130H198ZM198 131H196V132H197V133H200V132H198ZM204 131H205V130H204ZM231 131H230V132H231ZM31 132H32V131H31ZM31 132L28 133V131H26V132L23 134V135H24V138H26L25 135H27V136L29 137V134H30V136H32V133H33V132H32V133H31ZM75 132H76V131H75ZM84 132H85V133H84ZM89 132H90V133H93L94 135H93V136H92V135H87V134H89ZM115 132H116V131H115ZM126 132H127V131H126ZM126 132H124V134H129V133H126ZM128 132H130V130H129ZM132 132L136 134L137 130H135V132H134V131H132ZM159 132H160L159 130H156V131H154L153 133H151V134L149 135V137H156V136L159 134ZM227 132H225V135H227L229 138H232V137L235 136V135L233 136L231 133L228 135ZM236 132H237V133H236ZM65 133H66L67 135H65ZM103 133H104V134H103ZM116 133H117V132H116ZM116 133H115V134H116ZM118 133H120V132H118ZM160 133H161V132H160ZM234 133H233V134H234ZM50 134H52L53 136H57V135H58V134L55 135V133H53V132H52V133L50 132ZM96 134H98V135H97V137H98L97 140H96V138H95ZM171 134H172V135H171ZM180 134H179V135H180ZM215 134H216V135H215ZM218 134H219V135H218ZM249 134H250V133H249ZM249 134H248L247 138H248L249 136H251V135H249ZM37 135H38L39 140H41V139L43 138V137H42L43 134H42V135L37 134ZM37 135H36V137H37ZM105 135H104V136H105ZM110 135H111V134H110ZM113 135H114V134H113ZM113 135H111V137H112ZM129 135H130V134H129ZM154 135H156V136H154ZM159 135H160V134H159ZM159 135H158V136H159ZM170 135H171V137H169ZM179 135H178V136H179ZM33 136H34V138H35V133H34ZM43 136H44V135H43ZM214 136H215V137H214ZM237 136H238V135H236V137H237ZM254 136L257 137L256 135H254ZM22 137H23V136H22ZM22 137H21V138H22ZM41 137H42V138H41ZM44 137H45V136H44ZM93 137H94V138H93ZM213 137H214V138H213ZM221 137H220V138H221ZM5 138L7 139L8 137H5ZM24 138H23V139H24ZM32 138H33V137H31V139H32ZM91 138H90V141H91ZM115 138H116V137H115ZM115 138H114V136H113L112 139L115 140ZM167 138H169V140H167ZM176 138H178V137H176ZM210 138H209V139H210ZM1 139H2V140H1ZM1 139H0V141H3V140L6 141L5 139H3V137H1ZM9 139H10V138H9ZM9 139H7V140H9ZM19 139H20V138H19ZM23 139L21 140V144H25V145H26V143H27V140H28V141L30 140V139L28 138L26 141H24V142H25V143H24V142H23ZM36 139H37V138H36ZM82 139H81V140H82ZM102 139H101V140H102ZM112 139H111V141H112ZM204 139L207 141L208 137H204V138H202V142L200 141V143H198V146H202V145H204V143H205V140H204ZM209 139H208V141H209ZM249 139L253 141L254 138L252 137V139H251V137H249L248 139H246V143L249 142L248 144H250V143L252 142V141L250 142ZM32 140H33V139H32ZM37 140H38V139H37ZM37 140H36V141H37ZM83 140H82V141H83ZM104 140H102V141L104 142ZM106 140H108V139H106ZM106 140H105V141H106ZM162 140H163V139H162ZM4 141H3V142H4ZM9 141H10V142L7 141V144H8V143H11V140H9ZM34 141H35V140H33L32 144L34 143ZM36 141H35V143H36ZM41 141H44V140H41ZM78 141H80V140H78ZM88 141H89V140H88ZM94 141H91L92 143H91V142H88V146H89V143H91V144L93 145ZM108 141H110V140H108ZM111 141H110V142H111ZM203 141H204V142H203ZM211 141H212V140H211ZM211 141H210V142H211ZM214 141H216V143H218L217 140H214ZM214 141H212L211 144H209V145H210V146L214 145ZM262 141L264 142V136L262 137ZM22 142H23V143H22ZM29 142L31 143V140H30ZM103 142L98 141L97 143H98V144H100V143L103 144ZM114 142L117 143L118 141H114ZM114 142H113V144L116 145ZM140 142H141V140H140V141H139V140L136 141V143H137L138 146L140 145V144H139ZM163 142H160V143H163ZM210 142H209V143H210ZM37 143L40 144V142H37ZM78 143H81V142H78ZM86 143H87V142H86ZM155 143H154V144H155ZM27 144H29V143H27ZM91 144H90V145H91ZM98 144H96V145H98ZM104 144H105V143H104ZM109 144H110V143H109ZM141 144H142V142H141ZM154 144H152V146H153ZM201 144H202V145H201ZM1 145H2V144H0V147H1V148H4V147H2V146L6 145V144L4 143V145H2V146H1ZM9 145H10V149H11V146L17 148V145H15V144H12V145H11V144H8V145H7V148L9 147ZM40 145H42V144H40ZM40 145H39V147L41 148L42 146H40ZM86 145H87V144H86ZM86 145H85L84 143H83V145H82V143H81V144H80L81 149H80V147L77 146V147L79 148V150H78V148H77V150H78V151H82V149H83ZM92 145H91V146H92ZM96 145H93L92 147H94V146H96ZM107 145H108V144H107ZM117 145H118V144H117ZM183 145H185L183 141H180L179 143L174 144L173 147H172V152H173V151L175 152V150H177V149H178V150H181L182 148L184 149V146H183ZM209 145H207V147H208ZM218 145H220V144H217V146H218ZM232 145H233V144H232ZM232 145H231L230 147H228L227 149L224 148L225 150H228V152H229V150H230V153H228L229 155H227V156H230V158L232 157V156H231L232 154H233V155L236 154L235 156H237V151H236V150H233V149L231 148ZM26 146H27V145H26ZM46 146H48V145H46ZM49 146H50V145H49ZM82 146H83V147H82ZM101 146H104V148H108V147H105L106 145H101ZM101 146H100V147H101ZM108 146H109V145H108ZM111 146H112V144H111ZM111 146H109V147L111 148ZM126 146H127V145H126ZM175 146H176V147H175ZM204 146H205V145H204ZM210 146H209V147H210ZM250 146H251V145H250ZM5 147H6V146H5ZM18 147H19V146H18ZM20 147H22V146H20ZM29 147H31V146H29ZM43 147H45V146H43ZM51 147H52V146H51ZM51 147H48L49 149L47 148L49 153H48V152L46 151V149L44 148V150L46 151V153L50 154V155H48L49 157H50L51 155H53V154H52V153H53V148H52V153L50 152V151H51ZM55 147H56V145H55ZM86 147H87V146H86ZM114 147H115V146H113L112 148H114ZM124 147H125V145H124ZM205 147H206V146H205ZM209 147H208V148H209ZM233 147H234V146H233ZM24 148H25V147H24ZM27 148H28V147H27ZM27 148H26V149H27ZM104 148L101 147V150H103ZM176 148H177V149H176ZM217 148H218V147H217ZM220 148H223V147H219L218 149H220ZM230 148L232 149V151H231ZM13 149H14V148H13ZM13 149H12V150H13ZM20 149H21V148H20ZM38 149H39V148H38ZM41 149H42V148H41ZM85 149H86V148H85ZM85 149H83V150H85ZM90 149H92V148L90 147ZM96 149H99V148H96ZM183 149H182L181 151H179V154H181V155L178 154V158H180L179 156H181V159H182V156H183V158H185L186 156L188 157V155H186V156L182 155V153H185V154H186V152H187V151H185V149H184V150H183ZM22 150H24V149L22 148ZM39 150H40V149H39ZM44 150H43V151H44ZM93 150H94V149H93ZM108 150H110V149L108 148ZM13 151H14V150H13ZM18 151H19V150H18ZM18 151H17V152H18ZM20 151H21V150H20ZM45 151L43 152V154H44L45 157H46L47 154L45 153ZM55 151H56V150H54V152H55ZM89 151H90V150L88 149V152H89ZM38 152H39V151H38ZM82 152H85V153L82 154ZM82 152H81V153L78 152V153L82 154V156L84 155V156H85V157L83 156V159H84V158H86V156H87L88 153H86V151H82ZM103 152H104V153H103ZM107 152H108V151H107ZM115 152H116V150H115ZM231 152H232V154H231ZM233 152H234V153H233ZM35 153H36V152H35ZM35 153H33L34 156H36V158L39 159V154H38V155H35ZM56 153L59 154V152H57V151H56ZM90 153H91V154H90L91 156H89V157L91 158V157L93 156V155H92V150L90 151ZM102 153H103V154H102ZM102 153H101V154L103 155V157H107V156H108L107 158H108V159L111 161V163H112V159L109 157L111 152H110V151L108 152L109 155H108L105 151H102ZM105 153L107 154L106 156L104 155ZM218 153H219V151H218V150H215L214 152L209 153V155H207V157H203V158H195V160H193L192 163H194V164H193L194 166L197 165V168H198L199 166H200V167H204V166H205V168H206V165H205V164H207V167H209V168L211 167L210 169H213V168H214L215 172H218V174H220V175H219L220 179H221V178L228 177V175H230V172H229L230 170L227 169L226 167H224V169H223V168L220 169L221 171L218 170V169H215V167H216L215 165H216V164L218 165V164H220V163L222 164L223 162H225L223 165H224V166H227V165H225V164H226V162L229 161V160H228L229 158H228V157H225V154H221V153L218 154ZM36 154H37V153H36ZM41 154H42V150H41ZM85 154H86V155H85ZM187 154H188V153H187ZM215 154H216V155H215ZM44 155H42V156H44ZM54 155H56V154H54ZM97 155H98V154H97ZM99 155H100V154H99ZM262 155H263V156H262ZM37 156H38V157H37ZM42 156H40V158H42ZM48 156H47V157H48ZM57 156H58V155H57ZM67 156H69V154H68ZM67 156H66V157H67ZM158 156L161 157L160 154H158ZM162 156H163V154H162ZM214 156H215V157H214ZM258 156L263 158V157H264V150H258V155H257V157H258ZM47 157H46V158H47ZM71 157H72V155H71ZM71 157L69 156V157H68V160H70ZM89 157L87 156V160H85V159L83 160V159L81 158L83 161H86L85 163L81 161V162H82L81 165L90 162V158H89ZM115 157H116V156H115ZM115 157H114V158H115ZM119 157H120V156H119ZM119 157H118V158L116 157V158H117L118 162L121 163V162L119 161L121 158L119 159ZM122 157H123V156H122ZM222 157H223L224 160L226 159V161H224V160L222 159ZM224 157H225V158H224ZM259 157H258V158H259ZM52 158H54V157L52 156ZM52 158H50V159L53 160V161H55V160L52 159ZM55 158L57 159V157H55ZM69 158H70V159H69ZM92 158H93V157H92ZM116 158H115V160H116ZM48 159H49V158H47V160H48ZM50 159H49V160H50ZM58 159H59V158H58ZM88 159H89V160H88ZM122 159H123V158H122ZM122 159H121V161H122ZM208 159H209V160H208ZM91 160H92V159H91ZM106 160H107V159H106ZM109 160H108V161H109ZM113 160H114V159H113ZM115 160H114V161H115ZM206 160H207V161H206ZM222 160H223V161H222ZM238 160H239V159H238ZM251 160H252V159L249 158V159H248V162H247V160H246V163H249V165H250V164L252 163V161H254V160H252V161H251ZM60 161H61V160H60ZM93 161H95V159H93ZM108 161L105 162L106 164L103 163V165H106V166H103V165L101 166L102 163H101V164L99 163V165H97L98 167H97V166H94V170H96V169L98 170L99 167H101V168H102V167H103V168L107 167V166H108V165H107ZM123 161H125V160L123 159ZM123 161H122V162H123ZM182 161H183V160H182ZM213 161H215V163H214ZM218 161H219V163H218ZM239 161H240V160H239ZM152 162H153V161H152ZM208 162H209V163H208ZM48 163H50V161H49ZM90 163H92V161H91ZM116 163H117V161H116ZM116 163H115V164H116ZM119 163H118V164H119ZM156 163H157V162H156ZM182 163H183V162H182ZM182 163H180V164L182 165ZM204 163H205V164H204ZM210 163H211V164H210ZM212 163H213V164H212ZM77 164H78V163H77ZM79 164H80V163H79ZM108 164H110V163H108ZM113 164H114V163H113ZM161 164L163 165V163H161ZM161 164H160V163H157V165H160V168L163 167V166H161ZM186 164H187V163H185V165H186ZM234 164H235V165H233V166H237V165H238V164L236 165V163H234ZM240 164L244 165L245 163H244V162H240L239 165H240ZM61 165H62V164H61ZM81 165H76V166L79 167V166H81ZM88 165H89V164H88ZM88 165H87V166H88ZM164 165H165V163H164ZM169 165H170V164H169ZM181 165L178 167V169L181 167ZM213 165H214L215 167H214ZM262 165L264 166V161L262 162ZM87 166H86V167H87ZM173 166H174V165H173ZM191 166H192V165H190V169H191ZM61 167H62V166H61ZM83 167H84V166H82L81 168H83ZM86 167H85V168H86ZM171 167H172V164H171ZM185 167H186V168H184V166H182V168H180L179 170H180V171H183V168H184V170H186L187 167H188V169H189V166H185ZM200 167H199V168H200ZM237 167H238V166H237ZM237 167H235V168H237ZM85 168H83V170H81L80 168H78V169L81 170L80 173H82V176H83V173H84L83 171H85V173H86V174H84V175H89V176H91V175L93 174L92 172H95L94 170H91L90 172H91L92 174H90L89 172H88V174H87V170H88V169L86 168L87 170H84ZM151 168L153 169V167H151ZM154 168H155L154 170H156V167H154ZM158 168H159V167H158ZM158 168H157V169H158ZM160 168H159V169H160ZM163 168H165V167H163ZM163 168L160 169V170L163 171V170H164ZM174 168H176V166H174ZM199 168H198L197 171L195 170L196 172H195V175H194V176H193V175H190V173L193 174V172H194V171H192V169L190 170V171H192V172H190V173H189V172H186V171H184V172H186V174L189 173L188 175H190L191 177H195L196 174L199 175L197 172H198V171H199V172L201 171ZM205 168H204V170H205ZM232 168H234V167H232ZM232 168H231V169H232ZM235 168H234V170H236ZM5 169H6L9 173H11V174H9V177L11 176L10 178L14 177L15 174L13 175V173H15V171H14L13 169L8 168V167H6ZM165 169H166V168H165ZM176 169H177V168H176ZM178 169H177V170H178ZM181 169H182V170H181ZM188 169H187V170H188ZM256 169H257V170H256ZM256 169L254 170V171H255L254 174H252V173H250V172H248V173H244L245 175H244V177H242V178H241V176L238 175V177H240V178H238V179H240V182H241V183H244V182H245V184H238V183H236V182L232 183V185H231V190H232V192H233V199H232V200H233V201L235 200V202H233V203H234V206H236V207L238 206V208H239V207H240L239 205H241V204L243 205L244 203H248L249 205H248V204L243 205L242 207H244V208L241 207V208H242V209L240 208L241 210L238 209V208L234 209L235 207L232 208V209H234V210L232 211L233 214H231V211H230V214H228V215H230V216L225 215L224 213L227 211V210L225 211V209H229L231 206H230V207L228 206V207H229V208H228L227 205H224L223 207L226 206L227 208L225 207L224 209H221L220 205H222V204H220V203H221L220 199H214V197H213V196H214L213 192L211 193V192H210L211 190L208 191V188L210 189V187H211V186L208 187L209 184H205V185H203V186L200 185L199 187H201V190L199 189V187H198L197 189L195 188L196 191H197V190H199V191H197V192L194 191V193H193L192 191H193V189H194V187L196 186L197 183H192V184H191V185H192V188H191L192 191H191V192H192V194H193V196H194L195 198L193 197V199H190L192 202H190L189 206L187 207V211H186L184 214L180 213V215H181V219H180V220H181V221H179V224L181 223V225H180V229H179V230H181V231H180V233H178V234H176V235H174V236L171 235V236H168V237H167L166 234H165L167 231H164L165 233L162 232L164 238H163L162 235H161L162 233H160V235H157V233H159L160 231H162V230H161V225H163V224H162L163 221H161V218H159V217H161V215H162L161 213H163V212H160V211H165V210H164L165 208H164L163 210H160V211L158 210L159 205H161V203H158V207H156L157 209H153L154 211H156V210L159 211V212H158V213H159L158 215H156L157 213H155L154 211H152V212H148L150 215L156 216V217H154V219H156V221H155V220H154V221H155V226H156L158 229H157V228L154 229V228L151 226V227H149V230H148V231H145L144 228L142 229V225H138V226H140V228L143 230V231H142V234H141V236H140V239H139V241L142 240V245L139 246V247H140V251L143 250V249H144V250H145V249L147 250V249L151 248V246H152V247L154 246V248L156 247V249H157V251H158V253H157V254L155 253V255H158L159 257L162 258V257H163V253H162V256H161L160 253H161V252H166L168 249L171 248V249H173V250H168V251H169V253H170L172 256H171V255L168 253V251H167V253L164 254V257H163L164 259L162 258L163 261L165 260V255H166V258H167V256H168L169 260H171V259L173 258L174 260L172 259V262H171V263H170V261L168 260L170 264H172L173 262H175L176 264H180V263H182V262H181L182 260H184V261L186 260L185 262H186L187 264H202V263L205 264V261H206V264H208V263H209V264H214V263H215V264H218L219 262H220L221 264H227V263H228V264H229V263H230V264H235V262H236V264H239V263H240V264H249V263H250V264H255V263H256V264H264V255H263V254H264V240H263V238H264V217H263L264 212H262V211H264V201H261V199H260V200H258V202H256V203L254 204V202H252V201L250 202V200H248V201L245 200V198L247 199V194L249 195V192H248V191L250 190V187H251V186L253 187V190L255 189V190H254L255 192H256V190H258L259 192L263 191L262 186L264 185V171H263L264 169H263V168H256ZM261 169H262V170H261ZM1 170H3V169H0V172H1ZM9 170H10L11 172H10ZM97 170H96V171H97ZM146 170H147V172H148V169H146ZM149 170H150L149 172H152L151 169H149ZM204 170H202V171H204ZM7 171H6V172H7ZM12 171H13V173H12ZM101 171H102V170H101ZM2 172H4V170H3ZM2 172H1V175L4 174V173H2ZM144 172H145V171H144ZM147 172H145V174H146ZM164 172H165V171H164ZM74 173H75V172H74ZM74 173H73V172H71V174L69 173L68 177H67L64 181L54 184V185H53V188L56 187L54 190L59 189V188H61V186L66 185L67 182H68L70 179H71V180H72V179H75V178H73V176H76V174L74 175ZM95 173H96V172H95ZM166 173H167V171H166ZM200 173L202 174L203 172H200ZM50 174L53 176V173H51V172H50V173H45L44 175L41 174V173H40V174H36V175L33 177L32 180L30 179L31 181H30V180H28V181H27V180H24V181H22V182H24V185H26L27 182H28L27 184H31V185H32L33 183L36 184L37 181H38V183H39V181L42 182V183H39V184H40V188H38V192H39V193L41 194V196L43 197L44 194H45V192H46V193H49V191H50L51 189H53L52 187H49V186H45V187H44V184H43V181H46V180H43L44 177H45L46 175H50ZM125 174H126V171H125V170H122V171L119 172L117 175L112 176L111 178H109V179L105 182L106 186L110 183L111 180H117V179L119 180V179L123 178ZM143 174H144V173H143ZM147 174H148V173H147ZM147 174H146V175H147ZM168 174H169V172H168ZM201 174H200V175H201ZM249 174H250V175H249ZM1 175H0V178H1ZM4 175H5V174H4ZM6 175H7V174H6ZM51 175H50V177H52ZM211 175L214 176L213 173H211ZM211 175H210V179H213V180H214V178H213ZM7 176H8V175H7ZM41 176H42L43 178H42ZM69 176H70V177H69ZM93 176H94V175H93ZM121 176H122V177H121ZM142 176H143V175H142ZM142 176H141V177H142ZM221 176H222V177H221ZM247 176H248V177H247ZM47 177L50 178L49 176H46L45 179H47ZM71 177H72V178H71ZM83 177L87 178L86 176H83ZM144 177H145V176H143L142 178L144 179ZM24 178H25V177H24ZM27 178H28V177H27ZM34 178H36V179H34ZM91 178H92V177H91ZM94 178H95V177H94ZM142 178H141V179H142ZM205 178H206V177H204V179H205ZM236 178H237V176H236ZM262 178H263V179H262ZM145 179H146V178H145ZM244 179H245V180H244ZM205 180L207 181V178H206ZM247 180H248V183L246 182ZM32 181H33V182H32ZM90 182H91V186H92L93 184H94L93 186H95V184L97 183L96 179H95V180H94V179H93V180L91 179ZM94 182H96V183H94ZM252 182H253V183H252ZM173 183H175V181H174ZM22 184H23V183H22ZM39 184H37V185L39 186ZM176 184H177V183H175L174 186H175ZM237 184H238V185H237ZM251 184H252V185H251ZM262 184H263V185H262ZM55 185H56V186H55ZM178 185H179V184H178ZM198 185H199V184H198ZM206 185H207V186H206ZM246 185H247V186H246ZM249 185H250V186H249ZM259 185H260V187H261V190L258 189V188H260ZM26 186H27V185H26ZM41 186H42L43 188H42ZM193 186H194V187H193ZM204 186H206V187H204ZM175 187H177V185H176ZM239 187H240V188H239ZM243 187H244V188H247V189H244ZM252 187H251V188H252ZM49 188H50V190H49ZM91 188L94 189V187H90V188H88V190L85 189V188H81V189H78L77 192H78V194L81 193L80 195L83 196V195H86L85 191H88V193H89V192L92 193L93 190H91ZM203 188H205V189H203ZM45 189H46L47 191H46ZM73 189H75V187H71V190H72V191H73ZM84 189H85V191H84ZM238 189H239V190H238ZM240 189H241V190H240ZM48 190H49V191H48ZM71 190H70V188H69V190L67 189L66 191H67V192L69 191L68 193L76 192V191L71 192ZM79 190H81V191H79ZM141 190H142V188H141ZM143 190H144V189H143ZM203 190H204V191H203ZM205 190L208 191V193L210 192V194H208L207 192H206L207 194H205ZM236 190H237V191H236ZM246 190H247V191H246ZM82 191H83V194H82ZM91 191H92V192H91ZM202 191H203V192H202ZM238 191L241 192V195H242V196H239V194H238L239 192H238ZM245 191H246V192H245ZM50 192H51V191H50ZM77 192H76V193H77ZM79 192H80V193H79ZM127 192H128V191H127ZM183 192H184V191H183ZM183 192H181V195H182ZM236 192H237V193H236ZM88 193H87V194H88ZM122 193H123V191H121V192H119V193L117 192V194H118L119 197H123V196L125 195L126 192L124 193V195H123ZM186 193H187V192H184L185 195L182 196V197H181V195L179 194V195H180L179 198L186 197ZM196 193H197V194H196ZM117 194H116V195H117ZM121 194H122L123 196H122ZM203 194H205L206 196L203 195ZM234 194H235V195H234ZM69 195H70V194H69ZM71 195H73V194H71ZM88 195H89V194H88ZM91 195H92V194H91ZM188 195H191V193L189 192V193L187 194V196H188ZM200 195H201V196H200ZM210 195H211V196H210ZM212 195H213V196H212ZM245 195H246V196H245ZM118 196H115V194H114L113 196H108V197H105L104 199H103V198H100V200L103 199V201H100V203L104 206V204H105L104 202H107V203H106V206H107V204L109 203V201H107V199L110 198V199H111V202H112V201H113L112 199H113V198L115 199V197H117V198L119 199ZM237 196L240 197V199H239ZM92 197H93V196H92ZM98 197H100V196H98ZM236 197H237V198H236ZM197 198H198V199H197ZM199 198H200V199H199ZM202 198H203L204 200H203ZM210 198H211V199H210ZM242 198L245 200V201L243 200L244 202L242 201ZM110 199H109V200H110ZM205 199H206V200H205ZM207 199H208V200H211V201L213 200V201H212V203L208 206V207H210V208H208V209L205 210V209H203L202 207H204V206H203V204H204L203 202H205V204H208V200H207ZM178 200H179V199H178L177 196H176V198L173 197V198L171 199V201H169V203H171V204L173 203V205H174L175 202H177ZM195 200H196V201H195ZM197 200H198L199 202H198ZM202 200H203V201H202ZM71 201H72V200H70V198H69V199H68V198L65 199L62 203H60V204L58 203L57 205H55L54 207H52V211H55V207H56V206L58 207V205H59L60 207L62 206L63 208L65 207V209H66V206L69 205ZM237 201H240V203H239L238 205H237V203H238ZM193 202H194V203H193ZM259 202H260V203H259ZM68 203H69V204H68ZM71 203H72V202H71ZM164 203H165V202H164ZM167 203H168V202H167ZM169 203H168V205H170ZM199 203H200V204H199ZM202 203H203V204H202ZM261 203H262L263 205H262ZM66 204H67V205H66ZM109 204H110V203H109ZM109 204H108V205H109ZM196 204H197V205H196ZM231 204H232V203H231ZM250 204H251V205H250ZM253 204H254V205H253ZM256 204H257V205L259 204V205L257 206ZM65 205H66V206H65ZM102 205H100V206H102ZM163 205H164V204H163ZM163 205H162V208H163V207H167V204H166V206H165V205L163 206ZM175 205H176V204H175ZM175 205H174V206H175ZM252 205H253V206H252ZM72 206H73V204L70 205V208H72ZM156 206H157V205H156ZM232 206H233V204H232ZM245 206H247V207L249 208V210H248V208L245 207ZM249 206H250V207H249ZM251 206H252V208H251ZM255 206H256V207H255ZM57 207H56V210H57ZM62 207H61V208H62ZM79 207H80V206H78V210H79ZM81 207H83V205H82ZM98 207H99V206H95V207L93 206L92 208H93V209L95 208L96 211H98ZM219 207H220V208H219ZM257 207H258V208H257ZM58 208H59V207H58ZM67 208H68L69 210L67 209V210H68V211H67V210L63 209V210H64L63 212L67 211V212L69 213V211H70V212L72 211V209H70L69 207H67ZM75 208H76V206H75ZM85 208H86V203H85V205H84V208H82V209H85ZM201 208H202V209H201ZM259 208H260V209H259ZM53 209H54V210H53ZM82 209L80 208V210H79L80 213L83 211ZM99 209H100V208H99ZM159 209H161V208H159ZM166 209H167V208H166ZM169 209H170V208H169ZM209 209H210V210H209ZM230 209H231V208H230ZM245 209H246V211H245ZM73 210H74V213H73V211H72V213H73L74 215H75L77 212H79V211H76V209H74V207H73ZM81 210H82V211H81ZM237 210H238V211H237ZM239 210H240V211H239ZM250 210H251V212L249 213ZM75 211H76V213H75ZM207 211H208V213H207ZM211 211H212L213 213H212ZM224 211H225V212H224ZM256 211H258V212H256ZM63 212H62V214H64ZM67 212H66V213H67ZM153 212H154L155 214H154ZM156 212H157V211H156ZM180 212H181V211H180ZM205 212H206V213H205ZM259 212H260V213L262 212V213L260 214ZM68 213H67V214H68ZM164 213L167 214V213H168V210H166V212H164ZM164 213H163V216L165 215ZM236 213H237V214H236ZM245 213H248V214H245ZM70 214H71V213H70ZM70 214H68V216H72V215H70ZM223 214H224V217H223ZM226 214H227V213H226ZM262 214H263V215H262ZM65 215H66V214H65ZM180 215H179V217H180ZM205 215H206L207 217H206ZM240 215H241V216H240ZM256 215H257V216H256ZM204 216H205L206 218H205ZM209 216H211V217H209ZM225 216H226V217H225ZM232 216H233V217H232ZM175 217H176V216H175ZM212 217H214L215 219L212 218ZM251 217H252V218H251ZM256 217H257L258 219H257ZM232 218H234V219L232 220ZM245 218H246V219H245ZM235 219H236V221H235ZM250 219H251V220H250ZM252 219H253V220H252ZM201 220H202V221H201ZM210 220H211L212 222H211ZM214 220H217V221H214ZM239 221L242 222L243 225H242L241 223L239 224V223H238ZM161 222H162V223H161ZM203 222H206V223H210V222H211V223L208 224V225H206V223H203ZM234 222H237V223H236L237 226H236V224H235ZM233 223H234V224H233ZM261 223H262V225H261ZM185 224H186V225H185ZM197 224L200 225V229H199V230L196 229V228H197L196 226H198ZM232 224H233V226H235V227H233ZM145 225H146V224H143V227H145ZM182 225H184V226H182ZM245 225H246V227H245ZM155 226H154V227H155ZM158 226H159V227H158ZM230 226L233 227V229H230V228H229ZM195 227H196V228H195ZM202 227H204V228H202ZM159 228H160V230H159ZM198 228H199V226H198ZM201 228H202V229H201ZM119 229L121 230V228H119ZM119 229H116L117 232H116V230H114V229H111V230H114L115 232L110 231V229H107L106 232H104L102 235H104L105 233L108 232V233H107L108 237H107L106 234L104 235L105 237L102 236V235L100 234V235H97V239H94V240H95V242H96V240H98V238H99V240H98L99 242L97 241V242H98V246H100V247L102 248L101 243H103V245L107 243V244H108V245L106 244L107 247H108V248L111 247V249H112V248H113V245L111 244V243H112V242H111V241H112L111 239H112V238H115V237L118 236ZM156 229L158 230V232H155V231H154V230H156ZM162 229H163V228H162ZM206 229H208V230H206ZM229 229H230V230H229ZM235 229H236V230H235ZM242 229H243V230H242ZM122 230H123V229H122ZM157 230H156V231H157ZM164 230H165V229H164ZM222 230H223V231H222ZM231 230H232V231H231ZM109 231H110V232H109ZM153 231H154V232H153ZM210 231H211V232H210ZM237 231H238V232H237ZM223 232H224V233H223ZM230 232H231V234H230ZM240 232H241V233H240ZM169 233H170V232H169ZM214 233H215V234H214ZM216 233H218L219 235L216 234ZM235 233H236V234H235ZM239 233H240V234H239ZM242 233H243V234H242ZM155 234H156L157 236H161L163 239H161L160 237H158V239H159V240H158V239L156 238L157 236H156ZM164 234H165V236H164ZM184 234H186V236H185ZM226 234H227V235H226ZM228 234H229V235H228ZM234 234H235V235H234ZM261 234H262V235H261ZM116 235H117V236H116ZM151 235H152V236L155 235L156 237H151V239H150L149 237H150ZM167 235H169V234H167ZM182 235H183V236H182ZM230 235H231V236H230ZM95 236H96V235H95ZM100 236H102V237H100ZM112 236H113V237H112ZM114 236H115V237H114ZM142 236H143V237H142ZM179 236H180L182 239H180ZM184 236H185V237H184ZM205 236H206V237H205ZM208 236H209V237H208ZM225 236H226V237H225ZM238 236H239V237H238ZM261 236H263V237H261ZM110 237H112V238L110 239ZM223 237H224V239H223ZM260 237L262 238L263 241L261 240ZM120 238H121V237H120ZM143 238H144V240H143ZM147 238H148L149 242H148ZM152 238H153V239L156 238L155 241H152ZM205 238H206V239H205ZM227 238H229L230 240L227 239ZM239 238L241 239V241L243 240V242H240V239H239ZM103 239H104V240H103ZM145 239H146V240H145ZM160 239H161V240H160ZM179 239H180V240H179ZM209 239H210V240H209ZM221 239H222V240H221ZM237 239H239V240H237ZM101 240H102V241H101ZM150 240H151L152 242H151ZM157 240H158V241H157ZM162 240H163V241H162ZM165 240H166L167 242L169 241L168 244H167V242H165ZM205 240H206V241H205ZM227 240H228L229 242H228ZM232 240L235 241L234 244L236 243V245H237V243H238V244L240 243V244L238 245V249H237V246H236V245H235L236 247H234V246L231 247V245H232V243H233ZM143 241H144V243H143ZM170 241H171V242H170ZM182 241H183V242H182ZM238 241H239V242H238ZM246 241H247V242H246ZM147 242H148V243H147ZM163 242H165V243L163 244ZM180 242H181V243H180ZM186 242H187V245H185ZM188 242H189V243H188ZM193 242H194V243H193ZM231 242H232V243H231ZM150 243H151V244H150ZM153 243H154V244H153ZM160 243H161V245H160ZM170 243H171V246H170ZM179 243H180V244H179ZM182 243H183V244H182ZM221 243H222V244H221ZM226 243H230V244H226ZM243 243H244V244H243ZM86 244H87V243H86ZM92 244H93V243H92ZM94 244L96 245L97 243H94ZM152 244H153V245H152ZM162 244H163V246H166V245H168V246H166V248H164V247L162 246ZM176 244H177V245H176ZM225 244H226V245H225ZM95 245H93L94 247L91 246V245H89L90 248H91V249H89V250H90V251H91V250L94 251ZM150 245H151V246H150ZM181 245H183V247H182ZM184 245L187 246V249H188V250L190 249V252H191V253H190L187 249H185L186 247L184 248ZM191 245H192V246H191ZM218 245H219V246H218ZM223 245H225L226 247L224 246V247H225V248H224ZM229 245H230L231 248H233V250H232L230 247H229L230 249L227 248ZM243 245H244V246H243ZM247 245H248V246H247ZM89 246H88V248H89ZM147 246H148V247H147ZM250 246H251V247H250ZM100 247H99V248H100ZM104 247H105V248H102L103 250H101V251H104V250H105L104 252H102V257H103V255H104L105 252H106V246L104 245ZM141 247H145V248H141ZM157 247H159V248H157ZM189 247H192V248H189ZM214 247H215V248H214ZM218 247H222V249H225V250H228V251H225V250L223 251L221 248L218 249ZM248 247H250V248H248ZM101 248H100V249H101ZM154 248H153V250H154ZM234 248H235L236 250H235ZM239 248H242V249L239 250ZM85 249H87V248H85ZM191 249H192V251H191ZM206 249H207V250H206ZM250 249H251V250H250ZM107 250H108V249H107ZM220 250L223 251V252H221ZM237 250H238V251H237ZM150 251H152V249H151V250H150V249L147 250V252H148L149 254H148V253H145V252H146V251H145V252H144L145 254H143V255H145L144 257H143V255H142V256H138V255H137V258L140 257V258H139L140 260H141V257H142V260H141V261L138 259V260H139L138 263H141V264H151V263H152V264H154V262H152L151 260L154 261L155 259H157L158 262H157V263L155 262L156 264H165V263H166V264H169L168 261H167V259L165 260L166 262H165V261L163 262V261L160 260L161 258L159 259L158 256L156 257V256L153 255V253H154L156 250H155L154 252L152 251L153 253H151ZM160 251H161V252H160ZM207 251H208L209 253H208ZM212 251H213V252H212ZM242 251H243V252H242ZM252 251H253V252H252ZM261 251H262V252H261ZM159 252H160V253H159ZM171 252H173V253H171ZM179 252H180V253H179ZM182 252H183V253L185 252L187 255L183 254ZM188 252H189L190 254H189ZM228 252H229V253H228ZM235 252H237V253L234 255ZM246 252H247V254L249 253V255H246ZM250 252H251V253H250ZM259 252H260V253H259ZM100 253H101V252H100ZM108 253H109V252H108ZM150 253H151V254H150ZM177 253H178V254H177ZM211 253H212V254H211ZM242 253H243L244 255H242ZM261 253H262V254H261ZM133 254H134V255H133ZM137 254L140 255V254H142V253L139 252V253H137ZM159 254H160V255H159ZM182 254H183V255H182ZM196 254H197V255H196ZM198 254H199V255H198ZM200 254H201L202 256H201ZM207 254H209V255L211 254V255L208 256ZM216 254H218V255H216ZM231 254H233V255H231ZM252 254H253V255H252ZM100 255H101V254H100ZM100 255H99V256H100ZM108 255H109L108 257H110L111 254H108ZM132 255H133V256H132ZM150 255H153V257L150 256ZM173 255H174V256H173ZM184 255H185L186 257H184ZM190 255H192V256H194V257H191ZM203 255H204V256H203ZM230 255H231L232 257H231ZM236 255H238V256H236ZM245 255H246V256H245ZM251 255H252V256H251ZM254 255H256V256H254ZM105 256H106V254H105ZM111 256H113V255H111ZM114 256H115V255H114ZM114 256H113V257H114ZM128 256H131V257H134V256H135V257H136V254H135V252H132V251H131L130 253H128ZM180 256H182V258H181ZM215 256H216V257H215ZM226 256H228V257H226ZM233 256H234V258H233ZM243 256H244V257H243ZM247 256H248V257H247ZM250 256H251V257H250ZM258 256H259V257H258ZM102 257H100L101 261H103V259H105L104 261H107V258H108V257H107V258H106V257H103V258H102ZM113 257H112V258H113ZM135 257H134V258H135ZM146 257H147V258H146ZM150 257L153 258V259L150 260ZM155 257H156V258H155ZM183 257H184V258H183ZM187 257H188L189 259H188ZM200 257H201V258L204 257L203 260H202ZM206 257H207V258L209 257L210 261L207 260ZM223 257H224V258H223ZM230 257H231V258H230ZM249 257H250V258H249ZM254 257H256V258H254ZM96 258H97V256L94 257V258L92 259V261L94 260L93 263H94V262H95V263L97 262V259H96ZM110 258H111V257H110ZM125 258H126V260L128 259V257H125ZM191 258H192V259H191ZM205 258H206V259H205ZM221 258H222V259H221ZM244 258H245V260H244ZM261 258H262L263 260H262ZM100 259L98 258V260H100ZM123 259H124V258H123ZM214 259H215V260H214ZM233 259L235 260V262L233 261ZM260 259H261V260H260ZM129 260H130V259H129ZM133 260H134V259H133ZM133 260H132V261L130 260V262L133 263V262L135 261V260H134V261H133ZM146 260H147V261H146ZM148 260H149L151 263H149ZM157 260H156V261H157ZM175 260H176V261H175ZM180 260H181V261H180ZM189 260H190V261H189ZM211 260H212V261H211ZM109 261H111V260L109 259ZM136 261H137V260H136ZM160 261H161V262H160ZM184 261H183V263H184ZM187 261H188V262H187ZM191 261H192V262H191ZM227 261H229V262H227ZM237 261H238V262H237ZM245 261H246V262H245ZM98 262H99V261H98ZM177 262H178V263H177ZM216 262H218V263H216ZM99 263H100V262H99ZM175 263H174V264H175ZM220 263H219V264H220ZM184 264H185V263H184Z\"/></svg>","mask_w":264,"mask_h":264},{"label":"flooded vegetation","instance_id":"flooded-vegetation-1","mask_svg":"<svg viewBox=\"0 0 264 264\" xmlns=\"http://www.w3.org/2000/svg\"><path fill=\"white\" fill-rule=\"evenodd\" d=\"M44 3H45V4L42 5V8H43V9H42V12H43V13L46 12V11H44V10H46L47 8H49L48 5L50 6V3L48 4L47 1L44 2ZM57 6L60 7V8H63V7H64V5H61V6L57 5ZM62 6H63V7H62ZM65 6H66V5H65ZM67 6H68V5H67ZM44 8H45V9H44ZM43 82H45V81H43ZM29 84H30V83H28V85H26V86H29V87H30ZM29 87H28V88L26 87V88H27V89H30L31 87H30V88H29ZM25 90H26V89H25ZM30 90H31V89H30ZM24 92H25L24 94L27 96V94H28L30 91L26 90V91H24ZM27 92H28V93H27ZM30 93H31V92H30ZM30 93H29V95H30ZM26 96H25V97H26ZM29 98H30V96H29ZM154 106H156V105H154ZM158 107H159V106H158ZM167 108H168V106H167ZM158 109H160V107H159ZM159 111H160V110L156 111V112H157V115L160 113ZM156 112H155V113H156ZM158 112H159V113H158ZM155 113H154V115H155L156 118H157V115H156ZM167 113H168V110H167ZM165 114H166V113H165ZM68 115H69V114H68ZM68 115H64V114H62V115H58V116H56V117H54V118L51 119L50 125H47V124H45V125L48 126L49 128H51V126L54 127V128H56V129H53V128H52V129H53V132L55 133L54 130L59 131V130L61 129V128H60L61 125L64 124V126H65V121H68V122L70 121V120H68V119L70 118ZM67 116H68L69 118H68ZM153 117H154V116H153ZM156 118H152V119L154 120V119H156ZM66 119H67V120H66ZM61 122H63V123H61ZM57 123L59 124L58 127L56 126ZM60 123H61V125H60ZM66 123H67V122H66ZM55 126H56V127H55ZM64 126H63V128H64ZM48 127H46V128L49 129ZM61 127H62V126H61ZM57 129H59V130H57ZM45 130H46V129H45ZM50 130H51V129H50ZM51 131H52V130H51ZM58 133H59V132H56V134H58ZM89 134H90V135H94L93 133H89ZM57 136H60V135H57ZM58 138H59V139H58ZM58 138H57V145H58V146L60 145L61 142L64 144V143L67 141V142L64 144V146L66 147V150H68V152L70 151V152L68 153L69 155L73 153V151L71 152V150H75V151H76V149H77L76 147H77V146L75 147V145H76V141L78 140L77 138H73V139L71 138V139H70V137H69L68 139H64V138H65L64 136H63L62 138H61V136L58 137ZM69 139H70V140H69ZM77 143H78V141H77ZM58 146H56V148H57ZM71 147H72V149H70ZM70 156H71V155H70ZM55 162L58 163V165L60 166L61 161H59V159H55ZM55 162L52 161V163H51V162H50V163H51V164H53V163L55 164ZM50 163H47V165H46L47 167H46V168H49V167H50L51 169L53 168V169L51 170L52 172L50 171L51 173H55V171H57V170H58V171H61V169H60V167H59L58 165L55 164V165H56V166H55V165H51ZM49 165H50V166H49ZM52 166H54V167H52ZM61 166H62V165H61ZM57 167H59V168H57ZM27 168H28V169H27ZM26 169H27V170H26ZM54 169H57V170H54ZM59 169H60V170H59ZM25 171H27V172H25ZM18 172L21 173V174H19V175H23L24 177H25V176L29 177V175H27V174L32 173V172H30L28 165L20 166L19 169H18ZM24 172H25V173H24ZM50 172H45V173H50ZM23 173H24V174H23ZM35 173H36V172H35ZM35 173H32V174L36 175ZM59 173H60V172H59ZM62 173H63V171H61L60 176L57 174V175H58V176H56L57 183L62 182V181L65 180V178H64V174H62ZM38 174H40V173H38ZM23 176H22V177H23ZM30 176L33 177V175H30ZM62 177H63V178H62Z\"/></svg>","mask_w":264,"mask_h":264}]
</instances>
